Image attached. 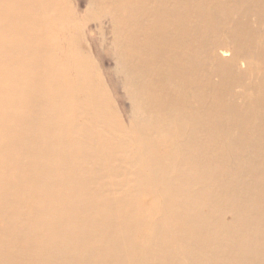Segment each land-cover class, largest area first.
I'll list each match as a JSON object with an SVG mask.
<instances>
[{"label":"rangeland","instance_id":"obj_1","mask_svg":"<svg viewBox=\"0 0 264 264\" xmlns=\"http://www.w3.org/2000/svg\"><path fill=\"white\" fill-rule=\"evenodd\" d=\"M7 1H8L7 3H0V31H2V33L5 34L4 36H2L3 43L0 44V46H1L0 47L1 48L0 51H3V57H4L2 63L0 62L1 63L0 64V87H1L0 88V186L2 184H5V187L4 188L0 187V194L8 195L13 200H11V202L9 204H7V206H5V208L2 209V212H0V223L6 225V228H8L9 229V232L11 233V234H9L8 231H7L6 234L0 233V253H2V254H0V257H3L5 255L4 256L5 258L8 257V259L6 261L11 260L12 262H16V261H13L14 258H15L12 255V251L14 250L13 247L22 246L25 249V253H26V255H22L19 258L21 260L22 264H24V263L26 264L28 262H29L28 264H35L36 257H39V259H41L40 260V263L42 262L41 264H43V263L48 264V263H50V261L52 262V260H53V262L50 263V264H57V262H59V260L61 262V261L64 260V258L68 257V256H66V254L68 255L70 253V251H71V255L69 254V258L70 259L69 258H66L65 259L66 261L65 260L63 261L64 264H69V263L70 264H73L75 261L76 262L78 261L75 264H79V262H82V261L83 262L80 263V264H87V263L88 264H100V263L101 264H115L114 263L115 257H112L111 258L110 257V254L108 252V250L110 249V245L111 244H114L113 241H111V239L114 238V242L115 241L117 242V244L115 242L114 245H117L116 247H118V249H121V253H125V254L127 253L128 254V260L130 261V262H128V264H142V263H145V261H151L150 258L153 256L152 255L153 252H156L158 249H164V247H165V249H169V246L172 245V244H174L175 243V240H176V243L174 244V246L172 245L175 248L174 249V252L176 250L178 257L180 258L179 261H180L181 264H188V263H191L190 261H192L191 259H192V256L194 255V254L193 255H190L192 253H189L187 251L189 249V246L191 245L192 241L194 240L193 237L196 236V234L197 233H200V232H201V236L203 237L204 234H205V232H206L207 236L205 234V237H203V240H201L203 242H205L204 239H206V237L208 239L210 238L209 240L206 239L207 242H211L212 235H213V237L215 239H216V237H218L219 239L220 238H222V239H220L219 241L217 239V241H216L213 238L214 239V240L212 239L213 242L207 243V244H209V245H207V247H209V249L208 248L207 249L205 248V253H203V252L198 253L199 254L198 257L201 256V254L203 253L202 256H205L204 258L207 261L206 264H216L217 261H220V260H217V257H215V260L216 261H214V262H212L208 258V256L210 255V252L213 250V248L216 249L219 246L218 247V251L219 252H220V250H221L222 253L225 251L222 254V255H225L226 254L225 256H222V255L220 256V254H217V255L220 256V258H222L221 260H223V261H229L227 259V258H229V255L226 252L230 253V251L232 249H234L233 251L235 253H231L230 254L231 257H234L233 259L230 257L232 259V261H233V260H236V259H238L240 257H242V259H245L244 256L246 254L245 253L242 254L243 253L242 251L246 250V247H241V248H238V247L237 248H234V247L236 245H238V244H243L244 242L245 243H248V242H246V239H247V241L250 240V238H252L253 235L256 234V232H257V234H256V237L255 238H257V239H255V241H258V242H256V243H258V246L261 244L259 242H262V243L264 242V241H261L262 239L261 240L259 239V238H261V236L259 234L260 233L259 230H261V229L264 230V220L262 222L263 226L260 225V229L259 230L258 229L257 230L255 229V232L253 231L254 233H250L249 234V232H247V231H246L247 232L246 233L243 230L241 232V230L239 231L237 229L238 226H239L238 224H240L238 222L235 223V221H234V217L235 216L237 217V212L234 210V213L236 214L234 216H233V213L231 214V212H228L229 210H231L230 209V206L232 207L234 204L235 205H238L241 202V200L243 201V198L244 197L242 196V198H239L241 196H238V195H239V193H241L240 195H243L244 194L242 191L245 190L244 189L245 186H249V184L251 186V184H252L251 182H253L252 175H254L255 173H257L258 176L260 177V180L262 179L261 180V184L262 185L264 184V171L262 170V169H264V161H263L264 160L263 159L264 158L263 157L264 154L262 152L264 146L258 147V146H255L253 144V142H249V143L247 142V141H249L251 139L250 137L254 133L253 129L256 127V124H257V120H255V117L253 119H251L247 123V125H245V126H240V124H238V127H237L236 126L237 123H234V124L231 123V127L230 126L228 127L227 125L228 124L230 125V122L224 120L223 122L217 121V122H214L213 123L212 122L213 121V116H209L207 114H204L203 115L204 117L202 119L206 123H209L210 127L207 130H205V132L203 131L202 134H201V140H203V145H201L202 148L200 149V151H202V152L198 153L195 156L196 158H194V161H193L194 162V165H192L193 163H189L187 165L188 162L187 161H183L182 157L179 156L180 153L177 154V155L174 153L175 150L177 151L176 148H179V146L177 147V145H175V143H174V145H173V143H170V144L168 143L167 144V143H164V142L159 141L157 139V137L149 136L150 138L147 139L148 141H146L147 146L146 145L145 146L147 148H149L150 145L152 147L154 146L152 149H155L156 151L155 150H152L151 147H150L151 152H149V158L151 160L149 159V163H148L147 162L148 161V156H146L147 158L145 156H143V155L141 157L140 156H136V154H137L136 146H137V143L141 142L142 138L144 139L145 135L148 134V132L150 130H152V129L148 128V129H146V130L143 131V129L145 128V123L147 121H149V122L152 121V118H155V114L152 116L153 113H150V111H149V107H148V102L149 101H148L147 95L145 94V92H141L140 91V88L142 90H144V91L146 90L144 88V86L146 85V83L143 82L141 79H139V76L140 75H138V76H135V77L133 76V77L138 82L139 86L136 87V84L133 83L131 80H130V83L128 85V83H127L129 81V80L127 81V77H128V72L127 71L128 70H125L126 69L125 68V64H127V62H126L125 58L123 56H121L120 54H113V51H115L117 49V45L118 44H119V46L121 44L122 47L125 46V42L124 41H125V39H127V34L125 33L124 30H121L117 26H116L115 29L113 28L112 23L110 21L111 20L110 17H114V15L108 13V11H107V9H106L105 6H103L104 7V10H103V8L100 9L101 6L99 4H98V6H95L93 4V1L91 2V0H79V2H78V0H43V2L47 3L50 7H52L54 11H58L59 13H61V16H59V17L57 15H55V13H53V15L51 16L52 19H55V21L54 20H51V21H53L52 24H51L52 25V31L49 33V35L47 37V43L49 45H51V48H49L47 51H45V50H43L44 49V45L46 44V42H44L45 40L37 41L34 44H32L31 47L30 46H24L23 47L22 45H20V43L25 44V41H24V39L19 40V38H18V42H19L18 43V46L13 45V43H10V44L7 43V41L9 40V38H13V36L14 35L16 36L18 32H20V31L23 32L24 29L28 28V26H27L28 24H27V21L25 20L24 14L21 15V17H20V15H17L16 14V10L11 5V0H7ZM39 1H41V0H39ZM212 1H214V2H212ZM212 1L211 0L210 1L209 0H200V2H201L200 5H201V7H203L204 4H207V8L209 10V13H210L212 4L216 3L217 5H219V7L222 8V10H223V16H222L223 20H221V18H220L218 21L221 20V22H223V23H220V24L215 25V26H208V28L203 31V34H204V37H205V41L206 42H210L212 40V37H215V39L216 40H219V41H227L228 40V42H229V41H231V39L233 40V38L237 36V34H235V31L237 29L236 28L237 27V24L236 23H237V21L238 22L240 21V23L241 22H245V23L248 24V26H246V25H243L242 26V28L244 30L246 29V31H245L246 33L244 34V32H243V34H244V37L242 38L243 42H246L247 44L248 43H251L252 45L257 46L256 48L261 47L262 48V51H264V45H262V44H264V39L261 38V37L264 36V22H263L264 21V15H263V13H264V10H263V8H264V0H212ZM141 2H142V0L140 1V3ZM140 3H138L137 5H134V4H130V5L132 6V9L134 11H141L140 8L138 7V5ZM243 4H244V6H242ZM231 6H233L234 8L232 9ZM114 8H115L114 12H116V13H119L120 12L119 11V8H120L119 6H116ZM260 9H261V11H260ZM121 10H122V12L124 14H131L130 11H129V9L125 5H124V9L121 8ZM246 10H248V11H246ZM233 11H235L234 12L235 14L233 13ZM244 12H245V15H244ZM36 13L37 14H35V17L38 18V19L40 18L41 19V23H43V20L45 19V17H44V14L45 13L43 12V10L37 11ZM203 15H205V13L204 14H201V17ZM218 15L221 16V14H218ZM210 16L212 17L213 15L210 13ZM19 17H20V19H19V22H18V24L16 26H11L10 29L9 28L8 29L6 28L7 30L4 29L5 28L4 26L7 25V22L8 21H12L13 22V20H15L16 18H19ZM258 17H260V18H258ZM260 19H262V20H260ZM230 21H231L232 25H231ZM259 21H261V23ZM226 28H227V30H225ZM115 30L117 31L118 36H121L123 38V40H124V41H120L118 44L116 43V41L114 39V34L113 33H114ZM255 30H256L257 33L256 32L254 33ZM258 30H260V31H258ZM223 33L225 35H223ZM24 34H26L27 38H29V34L30 33L28 31H25ZM257 34H258V36H257ZM129 37H131V36H129ZM58 39L61 42H59ZM256 40H257V42H255ZM42 42L44 44L41 47V43ZM207 47H208V45L205 46V47H203V51L204 52H207L208 51V48ZM193 49H194V46H193ZM230 50L231 49H227L228 56L227 57H224L226 60H229L230 57H233L232 51H230ZM16 51H20V52H22V51H31L34 54V59L31 60V61H29V62H24V61L21 60V58L18 59L17 57H15L16 59H13V62L14 61H17V62L14 65H13V63L11 65H10V63L6 65L5 64V60H6V62L8 60L9 61L12 60V58L10 56H8V55L9 54H13ZM238 53H239V56L235 59L236 61H234V65H235V68L238 69L237 71H239L238 74H240V76H235V77H233V76H225V82L224 83H221L220 80H219L220 78L218 77L219 74H218L217 70L215 69L214 64L211 63V61L208 59V58H210L208 55H207V59H206V66L208 68L206 75H208V78H209V80L207 79V81H210V83L212 84L211 86L209 85L210 87L208 86L209 94H211V93H212L211 95H213V94H217L218 95L219 94L220 97L222 98V101L223 102H232V101H235L236 103H238L239 105H241L244 102V100L241 97V95L242 94L247 95L249 93L252 94V90L248 89L247 86L250 85L252 82L255 83V81H257L256 78L258 76L263 77V80H264V66L262 64V60L260 59L261 54L259 52L256 51V53H255L254 51H251L249 54H246L245 49H244V51L241 50V51H238ZM262 53L264 54V52H262ZM207 54H208V52H207ZM245 57H247V62H249V66L251 68L244 66V62L245 61L243 59ZM118 59L121 60V63L118 62ZM99 62H100V64H99ZM4 64H5V66H4ZM72 64H73V66H72ZM51 65L53 67L55 66L56 69L53 68V67L51 68ZM89 70H91V71H89ZM208 70H209V72H208ZM54 72H55V74H54ZM134 74H136V73H133V75ZM131 75L132 74L129 75V78H130ZM84 77H86V78H84ZM52 78H53V80H52ZM68 78H69V80H68ZM73 78H74V80H73ZM110 78H112V79H110ZM70 81H71L72 84L70 83ZM53 83H54V85H53ZM63 83H64V86H63ZM86 83H90L91 86H85ZM109 83H110V85L111 84L112 85L114 84V85L113 86L112 85L110 86ZM215 84H216V86H215ZM76 87L77 88L79 87L78 88L79 91L77 90ZM85 87H89V89H91V93L93 95V99H92V100H94V102H93L94 114L93 115H96L97 116V114L99 113L98 116L100 117L101 112H103V111H106L107 112L108 110H109L108 113L110 112L109 113L110 116H109V114H107L109 116V120H108L109 121V124H107V125L106 124H103V123H99L100 125L97 124L93 128V130L91 131L92 135L90 134V131H88L89 134H90V137L87 134L88 132L85 131L86 129L84 127L85 126H87V127L90 126V122H93V117H91L93 115L91 113H86V112L83 113L82 112V115H81L82 118L80 120H78L76 118V116H75L76 113H77L76 108L81 107V105H82V107H84L85 106V103L87 101L86 93L83 91V89ZM239 88H240V90L238 91ZM49 91H50V93H49ZM77 91H78V93H77ZM179 91H183V89L180 88ZM19 93L21 94V96H20ZM83 95L85 97H83ZM56 97H57V99H56ZM72 97H73L74 101H72ZM231 97H233V98H231ZM45 98H46V100H45ZM228 98H229V100H228ZM182 99H179V102L184 101ZM238 99H239L240 102L237 101ZM188 100L190 101L189 98H188ZM79 102H80V104H79ZM204 102L206 104L204 107H206V108H208L210 104H214V103H212L213 101H210V100H206ZM94 104L97 106L98 111H97V109H96V107H95ZM106 105L108 106V108H107ZM13 106H15V107H13ZM158 106H160V105H158ZM103 107H105V109ZM15 108H17V109H15ZM102 108H103V110H102ZM152 108H155V107L153 106ZM63 109H64V111H63ZM142 109L144 111H146V112H144ZM56 110H58L59 112L56 111ZM28 111H30V112H28ZM43 112H44L45 115H43ZM83 114H85V115H83ZM37 116H39V118H40L39 120L41 122L38 120ZM28 117H30L31 120ZM149 117H150V120H149ZM6 121H8V122H6ZM9 121H10V123H9ZM51 121H53V122H51ZM81 121H84V123H88L89 125L86 124L85 126L82 127V125H81L82 122ZM112 121L115 122L116 124L113 123ZM251 122H252V124H251ZM254 123H256V124H254ZM30 125H31L32 128L30 127ZM57 125H58V127H57ZM66 125L68 126L67 127L68 130L66 128ZM76 125L78 126V128H77ZM115 125L116 126L118 125L117 127H119V128H117ZM217 125H218V127H217ZM219 125L220 126L223 125V126L219 128ZM233 126L234 127L236 126V127L234 128ZM25 127H27L28 129L25 128ZM35 127H36V129H35ZM130 127H132L131 128L132 130L130 129ZM247 127H249L248 128L249 131L247 130ZM15 128H16V130H15ZM70 128H72V130ZM133 128H135L136 130L133 129ZM226 128H227L228 131L225 130ZM99 129H101V130H99ZM159 129L160 130L163 129L162 131H164L165 130L164 129V125L160 126ZM44 130H46V131H44ZM60 130H61V132L59 133ZM112 130H113V133H112ZM120 130H121V133H119ZM123 130H125L127 132H124ZM156 130H158V129H156ZM244 130H246V131H244ZM27 131H29V132H27ZM38 131L41 134H39ZM57 131H58V133H57ZM95 131H96V133L94 134ZM230 131H232V132H230ZM12 132H13V134H12ZM31 132H32V134H31ZM66 132H67V134H66ZM83 132H85V133H83ZM108 132L110 133L111 137L108 138V141H110V142L107 141V143H106V142H103V140H101V136L100 135H101V133H102V135L105 133V135L108 136ZM62 133H63V135H62ZM226 133H228V134H226ZM96 134L97 135L99 134V135L97 136ZM232 134H234V136ZM245 134H247V135H245ZM11 135H13V136H11ZM59 135H60L61 139H60ZM73 135H75L74 137L77 136L78 138H74ZM105 135H103V136H105ZM119 135H121V136H119ZM226 135H228V137ZM24 136L26 138H28L29 136H31V137L28 138V139H31V143L29 142L30 140L28 141V139H26ZM35 136L37 137V139H35ZM79 136H80V139H79ZM125 136H126V138H125ZM163 136H165L163 138V140H165L166 139V136H167V133H165V131H164ZM230 136H232V137H230ZM63 137H65L64 138V141H63ZM118 137H120V138L117 139ZM121 137L124 138L125 140H123ZM206 137H207V139H206ZM235 137H237V139H236L237 141L234 140ZM41 138H42V140H41ZM66 138H67V140H66ZM114 138H116V139H114ZM138 138H140L141 140L140 139L138 140ZM224 138L226 139V141H223ZM245 138H247L246 139L247 141L244 140ZM32 139H34V140H32ZM51 139H52V141H51ZM83 139H84V141L85 140H87V141L84 142V141H82ZM239 139L240 140L242 139L244 141L243 144L247 142L246 144H248V146L247 145L246 146L245 145L241 146L242 143L239 142ZM70 140L73 141V142H71ZM32 141L34 142V147H35L36 154H39L38 157L35 154L34 155L35 158L33 157V154H32L33 152H31L32 151V148H33L32 147V145H33V142ZM78 141H79L80 144L78 143ZM89 141L92 142L93 144L92 143L91 144H88ZM95 141L97 143L96 146H95ZM101 141H102V143H101ZM114 141H116V142H114ZM227 141H229V142H227ZM5 142H6V144H5ZM17 142H20V146L21 145L23 146L25 144L24 145L25 146L24 150H26L25 151L26 153L21 150L22 152L20 153V157H19V155H16L15 152H14L15 150H17V148H19L17 146L19 143H17ZM69 142H71V143H69ZM111 142H113V143H111ZM218 142H219V144H218ZM235 142H236V145L238 143V146H237L238 148L241 146V148H239V149L237 148L238 150L236 149L237 152L235 151V148H236ZM60 143H61V145H60ZM163 143H164V145H163ZM208 143L210 144V147H209ZM69 144L72 145L73 147L70 146ZM74 144H75V146H74ZM14 145H15V147H14ZM37 145H40V147H39L40 149L38 148ZM56 145L58 146V150L56 148ZM108 145H110V146L108 147ZM124 145H125V147H123ZM28 146L31 147V148H29ZM44 146L47 147V148H45ZM76 146H77V148H76ZM84 146H86V147H84ZM168 146H171V147H173V146L175 147L176 146V148H174V147L171 148V147H168ZM41 147H43V148L41 149ZM103 147H105V148L103 149ZM113 147H114V149H113ZM157 147H158V149H157ZM163 147H164V149H163ZM252 147H256V148L254 149ZM36 148H38L37 151L41 152L42 156H41V154L39 152L36 151ZM52 148H54V149L52 150ZM78 148H79L80 152H79V150H77ZM165 148H166V151L168 149L169 150L171 149V151L174 153V156L173 157H170L168 159L166 157V155H165L168 151L166 152L165 151ZM246 148H248V149H246ZM249 148H252V149H249ZM5 149H7V150H5ZM29 149H30V151H28ZM46 149H47V151H46ZM83 149L84 150L86 149V150L84 151ZM159 149H160V151H159ZM161 149H163V152L161 151ZM244 149H245V152H244ZM253 149H254L255 152L253 151ZM256 149H258L259 151L256 150ZM101 150H102L103 154L101 153ZM106 150H108V151L110 150V151L108 152ZM6 151H7V154H6L7 157L5 156ZM43 151L46 153V154L44 153L46 156L43 154ZM52 151H55V152L53 153ZM60 151H62L63 153L62 152L60 153ZM88 151H90L89 153L92 152L91 153V156L92 155H94V156L90 157L89 156V153H87ZM158 151H159L160 154L158 153ZM219 151H221V152H219ZM250 151L251 152L253 151L254 154H252L253 152L251 153ZM256 151H258L257 154H256ZM96 152H98V153H96ZM239 152L240 153L242 152L241 153L242 155L239 154ZM29 153L32 156V157L30 156L32 159L29 157ZM81 153H83L82 154L83 156L80 155ZM126 153H127V155H126ZM129 153H130V156L128 155ZM150 153H151L152 156H150ZM210 154H211V156H209ZM234 154H238V155H234ZM251 154L253 155V158L254 159L249 157V156L252 157ZM47 155H48V157H47ZM52 155L54 156L53 157L54 159H51L52 158ZM55 155H56V157H55ZM79 155L81 156V158H80ZM97 155H99L98 156L99 158L96 157ZM101 155L104 157V159L102 158ZM116 155H118V156H116ZM158 155H159V158H158ZM203 155H205L204 159H203ZM207 155L209 156L208 159L209 160L210 159H213L214 163H212L211 160L210 161L208 160L209 162L207 161ZM213 155L216 156V157L214 158ZM257 155H260V156H257ZM72 156H73L74 160H73ZM175 156H176V159H175ZM238 156H240V157L238 158ZM117 157H118V159H116ZM133 157H137V159L134 158V160H133L134 163L132 162V158ZM144 157L146 158V160H144V161L147 162L146 163L147 165L150 164V163L152 164L153 163L152 162V159H154L155 157H157L159 159L157 161L160 163L159 164L160 166L158 165L156 167H153L152 169H151V165H149V167L144 166L145 162L141 164V161H142L141 158L142 159H145ZM217 157H218V159L220 158L219 159L220 161H218ZM223 157H224V159H226L225 161L222 159ZM247 157L250 158L251 160L248 159ZM7 158H8V160H7ZM47 158H48V160H47ZM58 158L61 161H63V162H61ZM85 158L88 159V162L89 163H87V160ZM121 158H124L127 161V163H125L126 161L124 159H121ZM24 159H25V165L27 164V167L25 168V170L23 168L24 171L22 169L18 170L17 169V165L21 164V162ZM78 159H80V160H78ZM30 160L31 161L34 160L36 162L35 164H38V165L42 163V165H43L42 171L44 173L42 171H39V172H40V174L42 173L43 177H42V175L40 176L39 172H37L38 165L35 166L36 168L33 169L34 171H29L30 169L27 170V168H30L31 164H33V163L30 162ZM46 160H47L48 163H50L49 165H50V168H52V171L53 172L54 171H57L55 174L51 171V169H50L51 172L49 171V165L46 162ZM50 160L54 163V165H53L52 162H50ZM54 160H55V162H54ZM64 160H66L68 164ZM85 160H86V162H85ZM91 160H92V162H91ZM243 160H244V162H243ZM256 160H258V161L256 162ZM94 161H95V163H94ZM160 161H162V162H160ZM165 161L166 162L168 161L167 162V165L165 164ZM203 161L204 162L206 161L205 163L206 164L209 163V164L208 165H203L204 164ZM226 161H227V163H226ZM235 161H236V163H235ZM239 161L241 162L242 165H239L240 163L238 164ZM247 161L250 164V166H252V164H253V166L252 167H250V166L248 167L249 164L247 163ZM259 161H261V162H259ZM59 162L61 163V165L58 166V167H56L57 166L56 164L59 163ZM84 162H85V164L83 165ZM96 162H99V163L96 164ZM104 162L105 163H108L109 162V163L108 164H105ZM255 162H256V164H255ZM51 163H52V166H51ZM76 163H77V166H76ZM91 163L92 164L94 163L93 165H95L96 167H94L93 165H91ZM119 163H121V164L123 163L124 164V168L122 166L123 164L122 165L121 164L119 165ZM173 163H175V164H173ZM179 163H181V164H179ZM182 163H185L184 164L185 166ZM259 163H262L263 164L262 168H261V165L262 164L259 165ZM89 164L91 165V168H89L90 167ZM169 164H170V166H168ZM171 164H172L173 167H171ZM222 164L224 165L223 167H225V168L221 167ZM73 165H75V167H73ZM80 165H81V167H80ZM106 165H107V168L104 169L103 166H106ZM182 165L184 167V169L182 168L183 170L181 169ZM216 165L219 166V167H214ZM97 166L100 169H98ZM125 166H127V169H126ZM139 166H142L141 167L142 170L140 169ZM174 166H175V168H174ZM204 166H205V168H204ZM206 166H207L208 170L203 171L204 169H207ZM54 167H56V169H54ZM61 167H62V173L60 172L61 171ZM113 167L116 170L115 172L117 174L119 173L120 175L119 174L118 175H115V172H114ZM115 167H117V168H115ZM162 167H163V169H165V168L168 167V169L170 171L168 169H165L166 170V172H165V170L161 169ZM178 167H180L179 169H181L182 171L181 170H178ZM220 167H221V169H220ZM227 167H229V169H227ZM245 167H247V168H245ZM257 167H259V168H257ZM45 168L47 169V171H46ZM77 168H79V169H77ZM148 168H150V170H148ZM188 168H189V170H188ZM195 168H196V170H194ZM201 168H202V170H201ZM112 169H113V171H111ZM119 169H121V170L119 171ZM155 169H157V170H155ZM172 169H173V171H171ZM218 169H220V173L221 174L219 173ZM240 169H241V171H240ZM250 169H251V171H248ZM77 170H78V172L76 174V171ZM105 170H108V171H105ZM162 170L164 171V173H163ZM256 170H257V172H256ZM92 171H94V172H92ZM98 171H99V173H97ZM103 171H105L107 173L105 175H103ZM123 171H125V172H123ZM132 171H134V172H132ZM141 171H142V175L143 176L145 175L144 177L143 176L139 177V176L136 175L137 172H138L137 173L138 175L141 174ZM146 171L148 172V174L146 173ZM180 171L183 172V173H181ZM243 171H244V173H243ZM245 171H247V172H245ZM73 172H75L74 175H76L77 177H75L74 175H72ZM101 172H102V175H101ZM108 172H110V175H108L109 174ZM121 172H122V174H121ZM144 172H145V174H144ZM154 172L159 173V176L160 177H158V174H156V173L154 174ZM259 172L261 174H259ZM37 173H38V175H37ZM49 173H52V174L50 175ZM58 173H59V175H58ZM60 173H61V175H60ZM78 173H80V174H78ZM95 173H97V175L100 176V177H98ZM111 173H113V174H111ZM186 173H187L188 177H186L187 176ZM236 173H238V174H236ZM163 174L164 175L165 174L168 175V177L167 176L164 177ZM44 175L47 177V179H46V177L44 178ZM55 175H56V179H55ZM216 175L217 176L219 175V177H217ZM231 175L233 176L232 179L235 180L234 182H233V180L230 177ZM237 175H238V177H237ZM109 176H111V178ZM122 176H123V178H122ZM132 176H133V178H132ZM175 176H177V177H175ZM178 176H179V178H178ZM28 177H29V179H28ZM51 177L53 178V180L51 181V183L50 182L48 183V180L49 179L50 180L52 179ZM67 177H68V180H66L67 181V184L65 183L67 185V187L64 188V189H61L59 187L60 186L59 185L60 180H63V179L65 180ZM71 177H73V178H71ZM119 177H121V178H119ZM204 177H205V179H204ZM211 177H212V179L215 178L217 181L220 180L219 181L220 184L226 185V187H228L227 184H229V185H233L234 183H235L234 185H237L238 184L237 186H234V188H235V189L233 188L234 191H232V190L231 191H227L228 193H226V194L220 193L222 191L219 192V195H220L219 196V200L221 201V199H222L221 202L227 207L226 208L227 209V213H226V209H224L223 211H221L220 213H218L219 215L218 214L216 215L215 214V211L211 210L208 207V204H205L206 202H208L206 200L207 199L206 196L209 195L212 192V190L209 189V186L206 184V180L211 179ZM78 178H79V180H78ZM149 178H150V180H149ZM171 178H172V180H171ZM176 178H177V180H175ZM222 178H224V179H222ZM243 178L245 179V182L247 184L244 181L241 182L242 180H244ZM119 179L120 180L122 179V180L120 181ZM165 179H167V180L165 181ZM168 179L170 180V182H169ZM248 179H251V181L248 180ZM28 180H30L32 182L30 183V182H28ZM73 180L75 182H73V183L70 182V181H73ZM142 180L145 181V182H142ZM159 180H161V181L159 182ZM223 180H225V181H223ZM45 181H47L46 184H45ZM148 181L149 182L151 181L150 184H149ZM167 181H168V183H167ZM193 181H195V182H193ZM85 182H86V185H85ZM97 182H99V183H97ZM146 182H148V183H146ZM181 182H186V187H185V183L181 184ZM191 182H192V184H191ZM221 182H224V183H221ZM225 182L226 183L228 182V183L226 184ZM236 182H239V183H236ZM39 183H40V185H39ZM101 183H102V185H101ZM189 183H190L191 186L189 185ZM36 184L38 185V187H37ZM41 184H43L42 187L44 189L42 187H40ZM51 184L52 185L54 184L53 185V188H52V185ZM144 184H147V185H144ZM154 184H156L157 186L154 185ZM241 184H242V186H240ZM23 185H24V187H23ZM33 185H35V187ZM44 185H46V187ZM84 186L85 187L87 186V188H85ZM147 186H149L150 188L149 187L147 188ZM160 186H162L163 188L162 189L159 188ZM253 186L254 185H252L251 188H253ZM74 187L75 188H79L80 187V188H79V190H76V192H75V191L72 190V189H74ZM102 187L104 188V190H103ZM123 187H124V189H120V188H123ZM191 187H192V189H191ZM7 188H9V189H7ZM35 188H36V190H35ZM50 188H52V189H50ZM70 188H72V189L70 190ZM241 188H242V190H241ZM58 189H60V190L58 191ZM65 189H66V191H64ZM158 189H159L160 193H159ZM163 189H165V190H163ZM167 189H169V190L167 191ZM184 189H187V190H184ZM26 190L29 191V192L27 193ZM44 190H46V192H44ZM50 190H51V192H50ZM128 190H129V192H127ZM147 190H148V192H147ZM149 190H150V193H149ZM162 190L164 191V193H163ZM179 190H181V191H179ZM183 190L186 191V192H184ZM240 190H241V192H240ZM53 191H55V192H53ZM78 191H80V192H78ZM169 191H171V192H169ZM65 192L67 193V196L68 197L66 196V193ZM146 192H147V194H146ZM151 192H153L155 195L153 193L151 195ZM189 192H190V195H188ZM229 192H230V195H228ZM55 193H56L57 196L55 195ZM57 193H59V194H57ZM144 193H145V195H143ZM165 193H167V194L165 195ZM180 193H182L181 194L182 197L180 196ZM26 194L28 195L29 200H28ZM72 194H74V195H72ZM84 194H85V196H84ZM36 195H37V197H36ZM87 195L90 198H88ZM158 195H159V197H158ZM170 195H171V197H174V198L176 197V198L175 199L170 198ZM24 196H26V197L23 198ZM44 196H45V198H44ZM47 196L50 199H48ZM69 196L71 197V199H69ZM143 196H144V199H143ZM156 196H157V199H158L157 201H156V198H155ZM51 197H52V199H54L56 201L52 200ZM74 197H76V198H74ZM115 197H116V199H115ZM162 197H164V198H162ZM184 197H186V199ZM200 197L202 199L204 197L203 203L206 205V207L202 203V199ZM220 197H221V199H220ZM236 197H238V198H236ZM1 198L2 197H0V199ZM33 198H34V200H33ZM152 198H154V200L156 202H154V200ZM181 198H182V200L184 199L186 201L185 202H184V200L183 201H180ZM223 198H225V199H223ZM47 199H48V202H47ZM91 199L92 200L93 199H96V200L94 202V201H91ZM149 199H150V202H149ZM195 199H196V201H195ZM17 200H19V201H17ZM70 200H74V203H73V201H70ZM120 200H124V201H120ZM141 200H142V202H141ZM164 200H165V202H164ZM204 200H205V202H204ZM235 200L237 201V203H236ZM37 201H38V203H36ZM178 201L181 202V205L179 204L180 202H178ZM200 201H201V204H199ZM59 202L61 204L62 210L60 208V204H58ZM71 202H72V204H71ZM92 202H94L95 204L92 203ZM109 202L111 203V205H112V203H113V205L115 203V205L114 206L112 205V208H110L111 205H109ZM152 202H154V203H152ZM168 202L169 203L171 202L170 205H169ZM182 202H184V203H182ZM196 202H198V203H196ZM227 202H228V204H227ZM44 203H46L47 206H45ZM82 203H84V204H82ZM85 203H86V205H85ZM96 203L98 205H96ZM151 203H152V205L153 204H155V205H153L152 207H150L151 206ZM157 203L159 204L158 212H157V210L154 211V209L158 208V204ZM62 204H64L63 207H62ZM67 204H69V206ZM75 204H78V205H75ZM92 204H93V206H92ZM101 204H102V206L100 207ZM140 204H141V207H139ZM147 204H148V206H147ZM160 204H161V206H160ZM182 204H183V206L185 204V206H184L185 209H183ZM192 204L194 206H192ZM52 205H54V206H52ZM173 205H174V207H173ZM203 205H204V207H203ZM28 206L32 207L33 210H35V211L37 210V211L36 212L33 211L32 208H30ZM90 206H92V207H90ZM104 206H106V207H104ZM117 206L119 207V209H118ZM154 206H155V208H154ZM190 206L192 207V209H191ZM263 206H264V204H263ZM263 206L260 207L261 210L263 209L262 212H260L261 211L260 208H259V212L264 214V212H263L264 211V207ZM27 207L30 208V209L27 210ZM46 207L47 208L50 207L49 210ZM56 207H59L60 209L59 208H56ZM65 207L66 208L68 207L69 209H66ZM71 207H72V209H71ZM93 207L94 208L97 207V209L95 208L96 211H97V214L96 215L94 214V216L92 215L93 213H95V209ZM113 207H115V208H113ZM122 207H123V209H122ZM146 207H147V209L145 210ZM168 207L171 208V210L169 211V213L170 212L171 213L173 212L171 215L177 214V211H178V214L175 217L176 220L172 221L173 219L170 218L172 216H169V213H167V211H166V209H169ZM16 208H18V209L16 210ZM22 208H24V209H22ZM45 208H46V210H45ZM51 208H52V210H51ZM103 208L106 209V210H104ZM151 208H152V210H149ZM53 209L54 210L57 209L55 211L56 215H58L57 214L58 212L61 213V214L59 213L60 214V217H61V215L64 214L63 216H65L64 218L66 219V217L68 216L66 220L69 222V225H68V222L63 218V216L61 217L62 219L59 218L56 215H54L55 216L54 218H53V215H52V218H51L50 215L51 214H54V210ZM84 209L89 210V213L91 212L89 214L88 211H87L88 215H90L89 217L86 216L87 213H86V210H84ZM172 209H176V210H172ZM202 209H204L205 211L202 210ZM252 209H253V212L255 213L256 211L254 210L253 207H252ZM23 210L24 211H27V212L24 213ZM78 210L83 211V212H80ZM116 210H120V211H116ZM147 210H148V212H147ZM162 210H164V211H162ZM191 210H193V213L194 214L192 213ZM197 210H198V213H199L198 216L196 214L197 213ZM49 211H52V212L49 213ZM68 211H69V213H67ZM108 211H109L110 214H108ZM132 211H136L139 216L141 214L140 217L142 218V220H141V222L138 223L139 224L138 226H134L132 224V221H131L132 220V218H131V212ZM203 211L206 212V213H204V214H206L205 216L207 218L204 217L206 219H204V218L202 219V217L204 216ZM249 211L251 212L250 209H249ZM21 212H22V214H21ZM32 212H33V214L36 213V215H35L36 217L34 215L32 216ZM76 212L78 213V215L76 214ZM99 212H100L101 215L99 214ZM162 212L164 213L163 215H162ZM188 212H190L191 215ZM224 212H225V214H224ZM11 213H13L14 215L11 214ZM23 213H24V215H23ZM44 213L49 214V216L48 215H45L44 216ZM66 213H67V216H66ZM151 213H152V215H151ZM25 214H26V216H25ZM27 214H30L32 217H29L30 215H27ZM123 214H124V217H123ZM211 214H213V219H212L213 221L210 219L212 217ZM10 215H12V218H10L11 217ZM73 215H75V219L76 220L73 218L74 217ZM76 215H77V218H76ZM194 215H196L197 218L200 219V220H197L196 216H195V218H193ZM81 216H83L82 219L81 218L79 219L78 217H81ZM112 216H113V218H112ZM151 216H153L154 218L151 219ZM158 216H160L161 218L158 217ZM174 216H173V218H174ZM182 216H185L186 219L185 220L182 219ZM214 216H216L217 218H220V219H218V222H216V219L217 218L214 217ZM247 216H248V218H247ZM252 216H253V213H249L248 215H246L245 218H244L245 219V222L243 221L242 224H248L249 223L250 225H248V227L251 226V222L253 223L252 220L250 221V219H253ZM15 217L16 218H19V219H16ZM45 217H47L48 220ZM110 217H111V219H110ZM58 218H59V220H58ZM71 218L73 220H71ZM96 218H98V219H96ZM105 218H107V219H105ZM167 218L170 219V220H168ZM178 218H181V223H180V220ZM246 218L248 220H246ZM11 219H13V220H11ZM22 219H23L24 222L21 221ZM39 219H40V221H39ZM60 219L63 220L65 223L63 221H61ZM91 219H93V220H91ZM194 219L196 221L195 222V225L193 223L194 222ZM201 219L203 220L202 221L203 223L201 222ZM208 219L210 220V222L212 221V223L215 220V222L217 224L214 222L215 224L213 223L212 224V227H211L210 226L211 224H210V222H209ZM45 220H47L48 223ZM88 220L90 222L92 221L91 223L92 224H95V226H93L90 222H88ZM105 220L107 221V223H106ZM115 220L118 223L115 222ZM149 220H151V221L149 222ZM25 221H26L27 225L29 223H30V225L27 226L26 223H25ZM53 221H55V222H53ZM60 221H61V223H60ZM70 221L71 222L74 221L73 225H74L75 230H74V228L72 226V223ZM75 221L77 223H75ZM158 221H162V222L160 223ZM170 221H171V223H170ZM41 222H43V223H41ZM44 222L47 223V225ZM49 222L50 223H53V225L51 224V226H50V223ZM155 222L156 223H159L160 225L162 224L160 226V228L157 227V226H159V224L156 225ZM40 223L43 224V226ZM126 223H127V225H126ZM165 223H166V225H165ZM189 223H191L192 225H189ZM205 223H206V225H205ZM229 223H231V225H229ZM184 224H185V226H184L185 228L181 227L182 228V230H181V228L179 226H183ZM201 224H203L202 226L205 228V229L203 228L205 230L204 233L202 232L204 230H201V228H202ZM220 224L221 225H228L229 227H234V225H235V228L236 229L234 230V232H232L230 234H220L221 231L220 232L219 231H216V229H217L216 226H218ZM8 225H9L10 228L7 227ZM154 225L156 226V228L154 227ZM170 225H172V226L169 227ZM193 225L196 226L198 228V230ZM102 226L104 227L103 229L101 228ZM117 226H118V228H117ZM120 226L122 228H120ZM189 226H190V228L192 230L189 228ZM191 226H193V228H196L195 229V235H194V232H193L194 229ZM199 226H201V228H199ZM213 226L215 227V229H214ZM24 227L25 228L27 227V231H26L27 233L30 231L29 233L31 235H35V237H37V239H34V236H31L29 233L27 234L24 231V230H26ZM28 227L30 228V230L28 229ZM41 227H43V228H41ZM52 227H53V229H52ZM105 227H107V228L105 229ZM172 227H174V230L175 231H176L177 228H180V230L178 229L177 231H179V232L181 231L180 236H181V240L184 243L185 242L187 243L189 241V239L191 238L190 241H189L190 242V245H188L186 243L184 245V243L182 242V247H181L180 246L181 245V242H180L181 240L179 239L180 236L178 235V232L175 233V232H172V230H170V228H172ZM11 228L13 230H11ZM77 228H78V230H76ZM153 228H155V231L158 228L157 229V232L154 231L152 233V231H153L152 229ZM46 229H48V230H46ZM65 229H67V230H65ZM81 229L83 230V232H81ZM87 229H90L91 231L90 230L88 231ZM108 229H109V232H108ZM113 229H114V231H113ZM210 229L211 230L214 229V230L211 231ZM18 230H20L21 232L18 231ZM101 230H102V233H101ZM117 230L120 231V232H118ZM131 230H133V231L135 230V231L134 232L132 231L133 232L132 233ZM190 230L192 232H190ZM208 230L210 231V234L212 233L211 236H210V234L208 235V233H209ZM22 231L25 232V233H23ZM77 231H78V233H77ZM116 231L119 234L116 233ZM182 231H184V233L186 232V234L183 235V232ZM214 231L217 232V233H219L221 235V237H219L218 234H216L217 235L216 236L214 234L215 233ZM12 232H14V233H12ZM19 232L21 234H23V235L19 234ZM79 232L82 233V234L84 233L83 236H81V234ZM92 232H94V234H96V236ZM160 232H161V234H163V236L160 234ZM16 233H17L18 236L20 235V238L24 237L25 234H26V236L24 238L25 241L23 239L24 242H19L18 240H20V239H18V237H17V240L14 239L17 236ZM61 233L64 234V235H62ZM89 233H91V234H89ZM124 233H126V234H124ZM127 233H129V237L130 238L128 237L127 240L126 239H123L122 238V235L126 236ZM158 233L160 234V239L158 238V236H159V235H157ZM49 234H51V236ZM52 234H53V236H52ZM71 234H72V236H71ZM75 234L76 235H79V236L76 237L77 240L74 237ZM169 234H170V236H172L171 238H170ZM174 234H175V236H174ZM190 234H192L194 236H190ZM236 234H238V235L236 236ZM247 234H249L250 236L247 235ZM8 235H11V236L7 237ZM54 235L56 236V238H54L55 237ZM93 235L95 236V238H94ZM136 235H137V237H136ZM155 235H157V236H155ZM185 235L187 237H189V239ZM12 236H13V238H12ZM30 236H31V238H30ZM92 236H93V238H92ZM208 236H210V237H208ZM233 236H236L237 238L236 237H233ZM10 237H11V240L13 242L11 240L9 241L8 238H10ZM40 237H41V240H40ZM89 237H91L92 240H90ZM131 237L133 239H131ZM140 237H142L143 239L140 238ZM162 237L164 239H162ZM82 238H84V239H82ZM238 238H239V240H238ZM186 239H187V241H185ZM231 239H232V241H231ZM57 240H59V241H57ZM81 240H83V241H81ZM122 240H124L125 242L123 241V243H122ZM131 240H132V242H131ZM166 240L169 241V244H168V242ZM196 240H198V239H196ZM240 240H242V242ZM14 241H17L16 243H18V244H16ZM92 241L93 242L95 241V243H92ZM67 242H68V244H71V245H68L67 246ZM82 242H83V244H81ZM232 242H234V245L235 246H233V243ZM12 243H14V244H12ZM19 243H21V244H19ZM36 243H38V244L41 243L40 244V248L42 247L43 249L42 248L41 249L40 248L37 249L38 248V244H36ZM87 243H89V244H87ZM138 243L139 244L141 243V244L139 245ZM148 243H149V245H148ZM215 243H217V244H215ZM45 244L46 245L48 244L47 247L45 246ZM60 244L61 245L63 244L62 248H60V246H61ZM80 244L84 248L78 247V246H80ZM104 244H105V248L103 249L102 246H104ZM177 244H179V248L177 247ZM210 244H215V247H214V245H212L210 247ZM227 244L229 245L228 247H227ZM10 245H12V246H10ZM27 245H29V248L33 251V253H35L34 255H33V253H32L31 250L29 251L28 247H26L27 249L25 248V246H27ZM89 245H90V247H89ZM221 245L222 246L226 245V246L221 247ZM64 246L66 247V249H65ZM86 246H88V247H86ZM96 246L98 247L97 249H96ZM138 246H140V247H138ZM33 247H35V249ZM54 247L56 248L57 251L54 250ZM154 247L156 248V251H155V248ZM225 247H227L228 250ZM73 248H75V249H73ZM181 248L182 249L183 248L184 249L186 248V250L184 251V249L182 250ZM210 248H212V249H210ZM219 248H223V251H222V249H219ZM153 249H154V251H153ZM224 249H226V250H224ZM237 249H239V250H237ZM43 250L46 251V252L48 251L47 253L49 254V257H47V256H45V257L44 256L43 257L40 256L39 252L42 251L43 253H45ZM73 250H75L74 253H73ZM181 250H182V252H179ZM207 250H209V252ZM236 250L240 252L239 255H237V253H239V252L236 253ZM34 251H36V252H34ZM37 251H38V253H37ZM50 251H51V254H50ZM62 251H64V253ZM90 251H92L90 254L93 255V256L91 255V257L93 258V260H92V258L89 255V252ZM13 252L15 253V251H13ZM52 252H53V254H52ZM55 252H57L58 255ZM83 252H86L85 253L86 254L85 255L86 257H84V253ZM184 252L186 253V255L184 254ZM207 252H208V256H207ZM36 253L39 256H36ZM47 253L45 255H48ZM82 253H83V258L81 256ZM93 253H97L96 255H98V257L96 255H94ZM182 253H183V255H182ZM59 254L61 255V257L59 256ZM74 254H75V258H74ZM141 254H142V256H141ZM165 255L166 254H164V256ZM9 256H13V257H10L11 258L10 259ZM58 256L60 258H62L64 256V258L63 259H60ZM87 256H89V257H87ZM46 257L48 258V260H47ZM161 257H163V255ZM31 258H33V260ZM87 258H89V260ZM100 258H101V260H100ZM212 258H214V257H212ZM42 259H44V260H42ZM71 259H72V261H71ZM81 259H84V260L81 261ZM96 259H98V260H96ZM164 259L167 260L168 259V255H166ZM116 260L118 262L120 261V260H118V258H116ZM155 261L156 260H154V263H155ZM8 262L7 263L5 262V264H8ZM46 262H48V263H46ZM60 262L58 264H60ZM177 262H178V260H177ZM61 264H63V263L61 262ZM119 264H122V263L119 262ZM156 264H157V261H156Z\"/></svg>","mask_w":264,"mask_h":264},{"label":"bare ground","instance_id":"obj_2","mask_svg":"<svg viewBox=\"0 0 264 264\" xmlns=\"http://www.w3.org/2000/svg\"><path fill=\"white\" fill-rule=\"evenodd\" d=\"M93 1V4L95 5V6H98V4L101 6V8L100 9H102L103 8V10H104V7L103 6H105L106 7V9H107V11H108V13H110V14H113L114 15V17H110L111 18V23H112V26H113V28L115 29L116 28V26L117 27H119L121 30H124L125 31V33L127 34V39H125V41L123 40V38L121 37V36H118V34H117V31L115 30L114 31V39H115V41H116V43L118 44L120 41H124L125 42V46L124 47H122L121 46V44H120V46H119V44L117 45V49L115 50V51H113V54H120L121 56H123L124 58H125V60H126V62H127V64H125V70H128L127 72H128V77H127V83H128V85H129V83H130V80L133 82V83H135L136 84V87L137 86H139V84H138V82L134 79V77L135 76H138V75H140L139 76V79H141L143 82H145L146 83V85L144 86V88L146 89L145 91L144 90H142L141 88H140V91L141 92H145V94L147 95V97H148V107H149V111H150V113H153L152 114V116L155 114V118H152V121H147L146 123H145V128L143 129V131L144 130H146V129H148V128H150V129H152V130H148L149 132H148V134H146L145 135V137H144V139L142 138V140L144 141H142L140 138H138V140L140 139L141 140V142H139V143H137V146H136V151H137V154H136V156H148V163H149V152H151V149L154 147H152L151 145H150V147H151V149H150V147L149 148H147L146 146H147V143H146V141H148L147 139H149L150 137L149 136H154V137H157V139L159 140V141H161V142H164V143H173V145H174V143H175V145H177V147L179 146V148H176V146L174 147V148H176L177 149V151L175 150L174 151V153L177 155V154H179L180 153V157H182V159H183V161H187L188 163H187V165L189 164V163H193L192 165H194V158H196L195 156L198 154V153H200V152H202V151H200V149L202 148V146L201 145H203V140H201V134H202V132L204 131L205 132V130H207L209 127H210V125H209V123H206L205 121H203V115L204 114H207V115H209V116H213V123L214 122H217V121H219V122H223L224 120L225 121H228V122H230V125L228 124L227 126L229 127H231V123H237V127H238V124H240V126H245V125H247V123L251 120V119H253L254 117H255V120H257V124L256 123H254V124H256V127L253 129V131H254V133H253V135L249 138L250 140L249 141H247L246 139L247 138H245L244 140L245 141H247L248 143L249 142H253V144L255 145V146H258V147H260V146H264V80H263V77H261V76H258L257 78H256V80L257 81H255V83H251L250 85H248L247 86V88L248 89H250V90H252V94H247V95H245V94H242L241 95V97L243 98V100H244V102H243V104H241V105H239L238 103H236L235 101H232V102H223L222 101V98L220 97V95L218 94H213V95H211V94H209V91H208V86L210 85H212L211 83H210V81H207V79L209 80V78H208V75H206L207 74V66H206V59H207V55L210 57V58H208L210 61H211V63H213L214 64V67H215V69L217 70V72H218V77L220 78L219 80H220V82L221 83H224L225 82V76H233V77H235V76H240V74H238L239 73V71H237L238 69H236L235 68V65H234V61H236L235 59L239 56V53H238V51H241V50H243L244 51V49H245V52H246V54H249L251 51H254L255 53H256V51L257 52H259L260 54H261V57H260V59L262 60V64H263V66H264V54L262 53V52H264V51H262V48L261 47H259V48H256L257 46H255V45H252L251 43H246V42H243V40H242V38L244 37V34L246 33L245 31H246V29L244 30L243 28H242V26L243 25H246V26H248V24L247 23H245V22H241L240 23V21L238 22L237 21V29H236V31H235V34H237V36L236 37H234L233 38V40L231 39V41H229L228 42V40L227 41H219V40H216L215 39V37H212V40L210 41V42H206L205 41V37H204V34H203V31L205 30V29H207L208 28V26H215V25H218V24H220V23H223V22H221V20H223V18H222V16H223V10H222V8H220L219 7V5H217L216 3H214V4H212V7H211V10H210V13L213 15L212 17L210 16V13H209V10H208V8H207V4H204V6L203 7H201V2H200V0H142V2L140 3V1L141 0H91V2ZM210 1V0H209ZM212 1V0H211ZM8 1L7 0H0V3H7ZM78 2H79V0H78ZM212 2H214V1H212ZM138 3H140L139 5H138V7L140 8V10L141 11H134L133 9H132V6L130 5V4H134V5H137ZM244 3V2H243ZM249 4V3H248ZM11 5H12V7L16 10V14L17 15H20V17H21V15H23L24 14V16H25V20L27 21V26H28V28H26V29H24L23 30V32L22 31H20V32H18L17 33V35L15 36H13V38H9V40L7 41V43L8 44H10V43H13V45H16V46H18V38H19V40H21V39H24V41H25V44H23V43H20V45H22L23 47L24 46H30L31 47V45L32 44H34L35 42H37V41H40V40H45L44 42H46V44L44 45V49L43 50H45V51H47L49 48H51V45H49L48 43H47V37H48V35H49V33L52 31V22L53 21H51V20H54L55 21V19H52V15H53V13H55V15H57L58 17L59 16H61V13H59L58 11H54L53 10V8L52 7H50L47 3H45V2H43V0H41V1H39V0H11ZM124 5L129 9V11H130V13L131 14H124L123 12H122V10H121V8H123L124 9ZM235 5V4H234ZM79 6V5H78ZM116 6H119L120 8H119V13H116V12H114V10H115V8L114 7H116ZM242 6H244V4L242 5ZM231 8L233 9L234 7L233 6H231ZM263 8V7H262ZM252 9V8H251ZM41 10H43V12L46 14H44V17H45V19L43 20V23H41V19L39 18H36L35 17V14H37L36 12L37 11H41ZM245 10V9H244ZM257 10V9H256ZM263 10H264V8H263ZM246 11H248V10H246ZM245 11V12H246ZM260 11H261V9H260ZM235 11H233V13H234ZM245 12H244V15H245ZM205 13V15H203L202 17H201V14H204ZM232 13V14H233ZM253 13V12H252ZM218 14H221V16L220 15H218ZM235 14V13H234ZM241 14V13H240ZM259 14V13H258ZM239 15V14H238ZM260 15V14H259ZM263 15H264V13H263ZM14 17V16H13ZM12 17V18H13ZM20 17L19 18H16L15 20H13V22L12 21H8L7 22V25H5L4 27V29H10V27L11 26H16L17 24H18V22H19V19H20ZM68 17V16H67ZM252 17V16H251ZM15 18V17H14ZM221 18V20L220 21H218L219 19ZM258 18H260V17H258ZM240 19V18H239ZM241 20V19H240ZM260 20H262V19H260ZM68 21V20H67ZM233 21V20H232ZM260 23H261V21H259ZM264 22V21H263ZM230 23H231V21H230ZM263 24V23H262ZM226 25V24H225ZM230 25V24H229ZM231 25H232V23H231ZM192 26V27H191ZM262 26V25H261ZM224 27V26H223ZM235 27V26H234ZM251 28V27H250ZM259 28V27H258ZM6 29V30H7ZM68 29V28H67ZM235 29V28H234ZM224 30V29H223ZM222 30V31H223ZM225 30H227V28L225 29ZM254 30V29H253ZM25 31H28L30 34H29V38H27V36H26V34H24L25 33ZM258 31H260V30H258ZM66 32V31H65ZM64 32V33H65ZM243 32H244V34H243ZM253 32V31H252ZM256 32V30L254 31V33ZM257 33V32H256ZM60 34V33H59ZM5 34L4 33H2V31H0V44H2L3 43V39H2V36H4ZM223 35H225L224 33H223ZM229 35V34H228ZM129 36H131V37H129ZM214 36V35H213ZM246 36V35H245ZM257 36H258V34H257ZM260 36V35H259ZM229 38V37H228ZM262 39H264V36L263 37H261ZM2 40V41H1ZM59 40V39H58ZM51 41V40H50ZM59 42H61L60 40H59ZM255 42H257V40L255 41ZM64 43V42H63ZM43 42L41 43V47L43 46ZM208 45V54H207V52H204L203 51V47H205V46H207ZM262 45H264V44H262ZM193 46H194V49H193ZM1 47V46H0ZM64 47V46H63ZM1 49V48H0ZM227 49H231L230 51H232V55H233V57H230V59L229 60H226L224 57H227L228 56V54H227ZM241 49V50H240ZM194 50V51H193ZM64 52V51H63ZM104 54V53H103ZM50 55V54H49ZM107 55V54H106ZM255 55V54H254ZM8 56H10L11 58H12V60L11 61H7L6 62V60H5V64L7 65V64H9L10 63V65L13 63V65L17 62V61H14L13 62V59H16L15 57H17L18 59H20L21 58V60L22 61H24V62H29V61H31V60H33L34 59V54H33V52H31V51H22V52H20V51H16V52H14L13 54H9ZM62 56V55H61ZM253 56V55H252ZM3 59H4V57H3V51H0V62L2 63V61H3ZM251 59V58H250ZM254 59V58H253ZM245 62H244V66L245 67H250L249 66V62H247V57H245L244 59H243ZM249 60V59H248ZM73 61V60H72ZM118 62H120L121 63V60L120 59H118ZM242 62V61H241ZM0 63V64H1ZM62 63V62H61ZM243 63V62H242ZM241 63V64H242ZM251 63V62H250ZM253 63V62H252ZM5 64H4V66H5ZM53 64V63H52ZM79 64V63H78ZM99 64H100V62H99ZM9 65V66H10ZM82 65V64H81ZM72 66H73V64H72ZM53 66L51 65V68H52ZM212 67V66H211ZM210 67V68H211ZM53 68H55V66L53 67ZM65 68V67H64ZM209 68V69H210ZM243 68V67H242ZM251 68V67H250ZM56 69V68H55ZM70 69V68H69ZM80 69V68H79ZM84 69V68H83ZM86 70V69H85ZM84 70V71H85ZM256 70V69H255ZM64 71V70H63ZM77 71V70H76ZM81 71V70H80ZM89 71H91V70H89ZM136 73V74H134L133 75V73ZM250 71V70H249ZM257 71V70H256ZM56 72V71H55ZM55 72H54V74H55ZM73 72V71H72ZM82 72V71H81ZM208 72H209V70H208ZM242 72V71H241ZM261 72V71H260ZM64 73V72H63ZM58 74V73H57ZM89 74V73H88ZM130 74H132L131 76H130V78H129V75ZM243 74V73H242ZM252 74V73H251ZM83 75V74H82ZM66 76V75H65ZM73 76V75H72ZM86 76V75H85ZM134 76V77H133ZM214 76V75H213ZM71 77V76H70ZM215 77V76H214ZM61 78V77H60ZM84 78H86V77H84ZM110 79H112V78H110ZM217 79V78H216ZM251 79V78H250ZM4 80V79H3ZM52 80H53V78H52ZM58 80V79H57ZM68 80H69V78H68ZM71 80V79H70ZM73 80H74V78H73ZM92 80V79H91ZM249 80V79H248ZM2 81V80H1ZM56 81V80H55ZM61 81V80H60ZM89 81V80H88ZM250 81V80H249ZM73 82V81H72ZM77 82V81H76ZM82 82V81H81ZM109 82V81H108ZM213 82V81H212ZM217 82V81H216ZM70 83H71V81H70ZM57 84V83H56ZM60 84V83H59ZM66 84V83H65ZM72 84V83H71ZM94 84V83H93ZM53 85H54V83H53ZM62 85V84H61ZM95 85V84H94ZM108 85V84H107ZM109 85H110V83H109ZM112 85V84H111ZM110 85V86H111ZM114 85V84H113ZM112 85V86H113ZM119 85V84H118ZM117 85V86H118ZM51 86V85H50ZM49 86V87H50ZM63 86H64V83H63ZM67 86V85H66ZM72 86V85H71ZM76 86V85H75ZM85 86H91L90 85V83H86V85ZM96 86V85H95ZM209 86V87H210ZM215 86H216V84H215ZM1 88V87H0ZM60 88V87H59ZM69 88V87H68ZM75 88V87H74ZM77 88V87H76ZM79 88V87H78ZM78 88H77V90H78ZM180 88H182L183 89V91H179L180 90ZM71 89V88H70ZM99 89V88H98ZM242 89V88H241ZM2 90V89H1ZM54 90V89H53ZM60 90V89H59ZM240 90V88L238 89V91ZM243 90V89H242ZM56 91V90H55ZM79 91V90H78ZM78 91H77V93H78ZM82 91V90H81ZM83 91L86 93V97H87V101H86V103H85V106L84 107H82V105H81V107H78V108H76V111H77V113H76V118L78 119V120H80L81 118H82V112L84 113V112H86V113H91L92 115L94 114V109H93V102H94V100H92L93 99V95H92V93H91V89H89V87H85L84 89H83ZM82 91V92H83ZM137 91V90H136ZM99 92V91H98ZM115 92V91H114ZM49 93H50V91H49ZM72 93V92H71ZM20 94V93H19ZM55 94V93H54ZM58 94V93H57ZM112 94V93H111ZM51 95V94H50ZM49 95V96H50ZM69 95V94H68ZM78 95V94H77ZM20 96H21V94H20ZM91 96V97H90ZM80 97V96H79ZM83 97H85L84 95H83ZM140 97V96H139ZM240 97V96H239ZM54 98V97H53ZM61 98V97H60ZM82 98V97H81ZM96 98V97H95ZM183 98V99H182ZM188 98L190 99V101L188 100ZM231 98H233V97H231ZM56 99H57V97H56ZM77 99V98H76ZM100 99V98H99ZM107 99V98H106ZM179 99H182V100H184V101H182V102H179ZM43 100V99H42ZM45 100H46V98H45ZM51 100V99H50ZM67 100V99H66ZM206 100H210V101H213L212 103H214V104H210L209 105V107L208 108H206V107H204L206 104H205V102L204 101H206ZM228 100H229V98H228ZM34 101V100H33ZM72 101H74V99H73V97H72ZM79 101V100H78ZM100 101V100H99ZM237 101H239V99L237 100ZM24 102V101H23ZM85 102V101H84ZM83 102V103H84ZM240 102V101H239ZM21 103V102H20ZM50 103V102H49ZM61 103V102H60ZM64 103V102H63ZM74 103V102H73ZM6 104V103H5ZM19 104V103H18ZM34 104V103H33ZM79 104H80V102H79ZM139 104V103H138ZM62 105V104H61ZM67 105V104H66ZM95 105V104H94ZM158 105H160V106H158ZM217 105V106H216ZM55 106V105H54ZM107 106V105H106ZM140 106V105H139ZM157 107L156 109L155 108H152V107ZM13 107H15V106H13ZM95 107H96V109H97V106L95 105ZM20 108V107H19ZM18 108V109H19ZM38 108V107H37ZM51 108V107H50ZM69 108V107H68ZM99 108V107H98ZM104 109H105V107H103ZM103 108H102V110H103ZM107 108H108V106H107ZM10 109V108H9ZM15 109H17V108H15ZM21 109V108H20ZM74 109V108H73ZM95 109V110H96ZM186 109V110H185ZM143 110V109H142ZM141 110V111H142ZM185 110V111H184ZM189 110V111H188ZM18 111V110H17ZM21 111V110H20ZM56 111H58V110H56ZM63 111H64V109H63ZM73 111V110H72ZM71 111V112H72ZM97 111H98V109H97ZM109 111V110H108ZM108 111L106 112V111H103V112H101V114H100V117L98 116V114H97V116L96 115H93V116H91V117H93V122H90V126H85L86 124H88V123H84V121H81L82 122V127L83 126H85L84 128L86 129L85 131H90V134L92 135V133H91V131L93 130V128L98 124V125H100L99 123H103V124H109V116H110V112L108 113ZM144 111V110H143ZM148 111V112H149ZM28 112H30V111H28ZM59 112V111H58ZM140 112V111H139ZM144 112H146V111H144ZM41 113V112H40ZM65 113V112H64ZM113 113V112H112ZM19 114V113H18ZM59 114V113H58ZM75 114V113H74ZM107 114H109V116L107 115ZM43 115H45L44 114V112H43ZM83 115H85V114H83ZM88 115V114H87ZM26 116V115H25ZM31 116V115H30ZM34 116V115H33ZM42 116V115H41ZM49 116V115H48ZM63 116V115H62ZM64 117V116H63ZM208 117V116H207ZM5 118V117H4ZM7 118V117H6ZM29 119H30V117H28ZM35 118V117H34ZM37 118H38V120L40 119L39 118V116H37ZM85 118V117H84ZM111 118V117H110ZM141 118V117H140ZM18 119V118H17ZM16 119V120H17ZM28 119V120H29ZM42 119V118H41ZM45 119V118H44ZM50 119V118H49ZM59 119V118H58ZM64 119V118H63ZM92 119V118H91ZM90 119V120H91ZM145 119V118H144ZM14 120V119H13ZM27 120V121H28ZM31 120V119H30ZM46 120V119H45ZM51 120V119H50ZM53 120V119H52ZM65 120V119H64ZM115 120V119H114ZM128 120V119H127ZM141 120V119H140ZM149 120H150V117H149ZM19 121V120H18ZM40 121V120H39ZM6 122H8V121H6ZM22 122V121H21ZM41 122V121H40ZM46 122V121H45ZM51 122H53V121H51ZM61 122V121H60ZM79 122V121H78ZM77 122V123H78ZM113 122V121H112ZM218 122V123H219ZM9 123H10V121H9ZM38 123V122H37ZM49 123V122H48ZM73 123V122H72ZM80 123V122H79ZM113 123H115V122H113ZM212 123V124H213ZM226 123V122H225ZM7 124V123H6ZM19 124V123H18ZM44 124V123H43ZM61 124V123H60ZM64 124V123H63ZM66 124V123H65ZM70 124V123H69ZM116 124V123H115ZM216 124V123H215ZM214 124V125H215ZM223 124V123H222ZM227 124V123H226ZM242 124V125H241ZM250 124V123H249ZM251 124H252V122H251ZM253 124V125H254ZM72 125V124H71ZM80 125V124H79ZM89 125V124H88ZM162 125H164V131H165V133H167V136H166V139L165 140H163V138L165 137V136H163V134H164V131H162V130H160L159 129V127L160 126H162ZM221 125V124H220ZM219 125V128L220 127H222V126H220ZM10 126V125H9ZM14 126V125H13ZM42 126V125H41ZM47 126V125H46ZM64 126V125H63ZM70 126V125H69ZM77 126V125H76ZM102 126V125H101ZM112 126V125H111ZM116 126V125H115ZM118 126V125H117ZM116 126V127H117ZM226 126V127H227ZM235 126V127H236ZM252 126V125H251ZM16 127V126H15ZM30 127H31V125H30ZM57 127H58V125H57ZM68 126L66 125V128H67ZM81 127V126H80ZM79 127V128H80ZM103 127V126H102ZM125 127V126H124ZM133 127V126H132ZM132 127H130V129L132 128ZM215 127V126H214ZM217 127H218V125H217ZM227 127V128H228ZM234 127V126H233ZM234 127V128H235ZM25 128H27V127H25ZM32 128V127H31ZM39 128V127H38ZM73 128V127H72ZM72 128H70L71 130H72ZM77 128H78V126H77ZM99 128V127H98ZM97 128V129H98ZM107 128V127H106ZM117 128H119V127H117ZM139 128V127H138ZM227 128L225 129V130H227ZM248 128L249 127H247V130H248ZM28 129V128H27ZM35 129H36V127H35ZM40 129V128H39ZM43 129V128H42ZM57 129V128H56ZM104 129V128H103ZM113 129V128H112ZM116 129V128H115ZM123 129V128H122ZM133 129H135V128H133ZM156 129H158V130H156ZM218 129V128H217ZM230 129V128H229ZM15 130H16V128H15ZM32 130V129H31ZM67 130H68V128H67ZM84 130V129H83ZM99 130H101V129H99ZM117 130V129H116ZM119 130V129H118ZM132 130V129H131ZM136 130V129H135ZM138 130V129H137ZM8 131V130H7ZM43 131V130H42ZM44 131H46V130H44ZM76 131V130H75ZM124 132H127V131H125V130H123ZM122 131V132H123ZM141 131V130H140ZM228 131V130H227ZM244 131H246V130H244ZM249 131V130H248ZM256 131V132H255ZM25 132V131H24ZM27 132H29V131H27ZM36 132V131H35ZM53 132V131H52ZM61 132V130L59 131V133ZM104 132V131H103ZM107 132V131H106ZM129 132V131H128ZM219 132V131H218ZM225 132V131H224ZM230 132H232V131H230ZM235 132V131H234ZM237 132V131H236ZM11 133V132H10ZM38 133L39 134H41L39 131H38ZM46 133V132H45ZM57 133H58V131H57ZM81 133V132H80ZM83 133H85V132H83ZM82 133V134H83ZM96 133V131L94 132V134ZM112 133H113V130H112ZM119 133H121V130H120V132ZM130 133V132H129ZM133 133V132H132ZM245 133V132H244ZM12 134H13V132H12ZM27 134V133H26ZM31 134H32V132H31ZM37 134V133H36ZM50 134V133H49ZM66 134H67V132H66ZM78 134V133H77ZM88 135H89V137H90V134H89V132L87 133ZM100 134V133H99ZM98 134V135H99ZM118 134V133H117ZM125 134V133H124ZM123 134V135H124ZM226 134H228V133H226ZM250 134V133H249ZM256 134V135H255ZM62 135H63V133H62ZM97 135V134H96ZM97 135V136H98ZM103 135H105V133L103 134ZM102 135V133H101V140H103V142H106L107 143V141H108V138H110L111 137V135H110V133L108 132V136H103ZM166 135V134H165ZM233 136H234V134H232ZM245 135H247V134H245ZM11 136H13V135H11ZM27 136V135H26ZM75 135H73V137H74ZM86 136V135H85ZM119 136H121V135H119ZM135 136V135H134ZM138 136V135H137ZM141 136V135H140ZM227 137H228V135H226ZM236 136V135H235ZM25 137V136H24ZM29 137H31V136H29ZM28 137V138H29ZM33 137V136H32ZM43 137V136H42ZM47 137V136H46ZM59 137H60V135H59ZM67 137V136H66ZM131 137V136H130ZM205 137V136H204ZM203 137V138H204ZM230 137H232V136H230ZM243 137V136H242ZM241 137V138H242ZM247 137V136H246ZM13 138V137H12ZM26 138V137H25ZM28 138H26V139H28ZM48 138V137H47ZM57 138V137H56ZM64 138L65 137H63V141H64ZM72 138V137H71ZM74 138H78L77 136L76 137H74ZM99 138V137H98ZM120 137H118L117 139H119ZM122 138V137H121ZM125 138H126V136H125ZM202 138V139H203ZM223 138V137H222ZM15 139V138H14ZM35 139H37V137L35 136ZM60 139H61V137H60ZM79 139H80V136H79ZM88 139V138H87ZM114 139H116V138H114ZM113 139V140H114ZM123 140H125L124 138H122ZM156 139V140H157ZM206 139H207V137H206ZM220 139V138H219ZM228 139V138H227ZM237 139V137H235L234 138V140L235 141H237L236 140ZM5 140V139H4ZM8 140V139H7ZM18 140V139H17ZM23 140V139H22ZM30 140V141H29ZM32 140H34V139H32ZM41 140H42V138H41ZM40 140V141H41ZM66 140H67V138H66ZM128 140V139H127ZM210 140V139H209ZM221 140V139H220ZM28 141L31 143V139H28ZM36 141V140H35ZM51 141H52V139H51ZM61 141V140H60ZM69 141V140H68ZM71 141V140H70ZM82 141H84V139L82 140ZM85 141H87V140H85ZM84 141V142H85ZM93 141V140H92ZM150 141V140H149ZM152 141V140H151ZM207 141V140H206ZM223 141H226V139L224 138V140ZM7 142V141H6ZM6 142H5V144H6ZM33 142V141H32ZM71 142H73V141H71ZM71 142H69V143H71ZM75 142V141H74ZM90 142V141H89ZM88 142V144H91L92 142H90L89 143ZM108 142H110V141H108ZM114 142H116V141H114ZM118 142V141H117ZM123 142V141H122ZM121 142V143H122ZM227 142H229V141H227ZM239 142L240 143H242V145L241 146H243V145H247L248 146V144H246V143H244L243 144V140L241 139H239ZM11 143V142H10ZM17 143H19L17 146L19 147V148H17V150H13L14 152H15V154L16 155H19V157H20V153L22 152V151H26V150H24V148H25V144L22 146H20V142H17ZM49 143V142H48ZM78 143H79V141H78ZM101 143H102V141H101ZM100 143V144H101ZM111 143H113V142H111ZM124 143V142H123ZM149 143V142H148ZM164 143H163V145H164ZM210 143V142H209ZM208 143V145H209V147H210V144ZM14 144V143H13ZM28 144V143H27ZM26 144V145H27ZM39 144V143H38ZM44 144V143H43ZM50 144V143H49ZM80 144V143H79ZM93 144V143H92ZM109 144V143H108ZM127 144V143H126ZM150 144V143H149ZM161 144V143H160ZM218 144H219V142H218ZM231 144V143H230ZM252 144V143H251ZM32 145V144H31ZM30 145V146H31ZM47 145V144H46ZM60 145H61V143H60ZM70 145V144H69ZM85 145V144H84ZM97 145V143H96V141H95V146ZM107 145V144H106ZM146 145V146H145ZM222 145V144H221ZM226 145V144H225ZM38 146V148L40 147V145H37ZM52 146V145H51ZM66 146V145H65ZM70 146H72V145H70ZM74 146H75V144H74ZM80 146V145H79ZM90 146V145H89ZM100 146V145H99ZM103 146V145H102ZM110 145H108V147H109ZM158 146V145H157ZM166 146V145H165ZM235 146H236V148H235V151L237 152V150L239 149V148H241V146L238 148L237 146H238V143H237V145H236V142H235ZM14 147H15V145H14ZM29 147V146H28ZM32 151L31 152H33L32 154H33V157H34V155L36 154V152H35V147H34V142H33V145H32ZM45 147V146H44ZM49 147V146H48ZM60 147V146H59ZM73 147V146H72ZM84 147H86V146H84ZM123 147H125V145L123 146ZM122 147V148H123ZM168 147H171V146H168ZM173 147H171V148H173ZM227 147V146H226ZM229 147V146H228ZM27 148V147H26ZM29 148H31V147H29ZM38 148H36V151L38 150ZM43 147H41V149H42ZM45 148H47V147H45ZM56 148H57V150H58V146L56 145ZM76 148H77V146H76ZM105 147H103V149H104ZM134 148V147H133ZM232 148V147H231ZM238 148V149H237ZM252 148H256V147H252ZM252 148H249V149H252ZM262 148V147H261ZM16 149V148H15ZM40 149V148H39ZM54 148H52V150H53ZM73 149V148H72ZM71 149V150H72ZM88 149V148H87ZM97 149V148H96ZM110 149V148H109ZM113 149H114V147H113ZM125 149V148H124ZM157 149H158V147H157ZM163 149H164V147H163ZM163 149H161V151L163 152ZM218 149V148H217ZM226 149V148H225ZM229 149V148H228ZM237 149V150H236ZM246 149H248V148H246ZM254 149H253V151H254ZM5 150H7V149H5ZM22 150V151H21ZM61 150V149H60ZM77 150H79V148L77 149ZM84 150V149H83ZM86 150V149H85ZM84 150V151H85ZM90 150V149H89ZM112 150V149H111ZM152 150H155V149H152ZM222 150V149H221ZM227 150V149H226ZM241 150V149H240ZM256 150H258V149H256ZM262 150V149H261ZM4 151V150H3ZM2 151V152H3ZM28 151H30V149L28 150ZM46 151H47V149H46ZM51 151V150H50ZM73 151V150H72ZM105 151V150H104ZM106 151H108V150H106ZM110 151V150H109ZM108 151V152H109ZM115 151V150H114ZM156 151V150H155ZM159 151H160V149H159ZM159 151H158V153H159ZM165 151H166V148H165ZM168 151V152H167ZM166 152V157L169 159L170 157H173L174 156V153L171 151V149L169 150H167ZM171 151V152H170ZM218 151V150H217ZM232 151V150H231ZM242 151V150H241ZM248 151V150H247ZM252 151V152H253ZM259 151V150H258ZM258 151H256V154H257V152ZM23 152V153H24ZM37 152H39V151H37ZM53 153L55 152V151H52ZM62 151H60V153H61ZM76 152V151H75ZM78 152V151H77ZM79 152H80V150H79ZM90 151H88L87 153H89ZM119 152V151H118ZM134 152V151H133ZM153 152V151H152ZM161 152V153H162ZM219 152H221V151H219ZM244 152H245V149H244ZM243 152V153H244ZM251 152V151H250ZM251 152V153H252ZM255 152V151H254ZM254 152L252 153V154H254ZM263 154H264V147H263ZM12 153V152H11ZM22 153V154H23ZM26 153V152H25ZM40 154H41V152H39ZM45 152L43 151V154H44ZM63 153V152H62ZM73 153V152H72ZM92 153V152H91ZM91 153H89V156L90 157H92V156H94V155H92L91 156ZM96 153H98V152H96ZM101 153L103 154V152H102V150H101ZM107 153V152H106ZM114 153V152H113ZM131 153V152H130ZM130 153L128 154L129 156H130ZM211 153V152H210ZM230 153V152H229ZM242 153V152H241ZM240 152H239V154H241ZM6 154H7V151H6V153H5V156H6ZM46 154V153H45ZM44 154V155H45ZM58 154V153H57ZM79 154V153H78ZM83 153H81L80 155H82ZM160 154V153H159ZM203 154V153H202ZM251 154V155H252ZM10 155V154H9ZM26 155V154H25ZM37 155V157H38V155L39 154H36ZM49 155V154H48ZM48 155H47V157H48ZM62 155V154H61ZM64 155V154H63ZM79 155V156H80ZM110 155V154H109ZM112 155V154H111ZM121 155V154H120ZM126 155H127V153H126ZM200 155V154H199ZM234 155H238V154H234ZM242 155V154H241ZM240 155V156H241ZM247 155V154H246ZM249 155V154H248ZM28 156V155H27ZM26 156V157H27ZM31 155H30V153H29V157H30ZM41 156H42V154H41ZM46 156V155H45ZM74 156V155H73ZM73 156H72V158H73ZM83 156V155H82ZM88 156V157H89ZM99 155H97L96 157H98ZM102 156V155H101ZM100 156V157H101ZM113 156V155H112ZM116 156H118V155H116ZM150 156H152L151 155V153H150ZM163 156V155H162ZM161 156V157H162ZM209 156H211V154L209 155ZM208 155H207V161L209 160L208 159V157H209ZM214 156V155H213ZM218 156V155H217ZM230 156V155H229ZM240 156H238V158L240 157ZM257 156H260V155H257ZM256 156V157H257ZM7 157V156H6ZM5 157V158H6ZM32 157V156H31ZM30 157V158H31ZM36 157V158H37ZM54 156L52 155V158L51 159H54L53 158ZM55 157H56V155H55ZM65 157V156H64ZM77 157V156H76ZM144 157V158H145ZM154 157V156H153ZM152 157V158H153ZM204 157H205V155H203V159H204ZM216 156H214V158H215ZM250 158H253V155H252V157L251 156H249ZM255 157V156H254ZM262 157V156H261ZM264 157V156H263ZM35 158V157H34ZM33 158V159H34ZM80 158H81V156H80ZM84 158V157H83ZM94 158V157H93ZM99 158V157H98ZM102 158L104 159V157L102 156ZM134 158H136L137 159V157H133L132 158V162L134 163ZM147 158V157H146ZM146 158L145 159H142L141 158V164L142 163H144L145 161L144 160H146ZM157 157H155L154 159H152V164L150 163V164H146L147 162H145V164H144V166H146V167H149V165H151V169L153 168V167H156V166H158L160 163L157 161V160H159L158 158H159V155H158V158L156 159ZM163 158V157H162ZM166 158V159H167ZM236 158V157H235ZM246 158V157H245ZM244 158V159H245ZM248 158V157H247ZM250 158H248V159H250ZM10 159V158H9ZM28 159V158H27ZM32 159V158H31ZM50 159V158H49ZM59 159V158H58ZM57 159V160H58ZM64 159V158H63ZM86 159V158H85ZM91 159V158H90ZM95 159V158H94ZM93 159V160H94ZM97 159V158H96ZM107 159V158H106ZM116 159H118V157L116 158ZM120 159V158H119ZM121 159H124V158H121ZM175 159H176V156H175ZM181 159V158H180ZM181 159V160H182ZM200 159V158H199ZM217 159H218V157H217ZM220 159V158H219ZM218 159V161H220ZM224 161L226 160V159H224V157L222 158ZM233 159V158H232ZM237 159V158H236ZM254 159V158H253ZM261 159V158H260ZM264 159V158H263ZM262 159V160H263ZM7 160H8V158H7ZM17 160V159H16ZM29 160V159H28ZM36 160V159H35ZM38 160V159H37ZM45 160V159H44ZM47 160H48V158H47ZM47 160H46V162H47ZM60 160V159H59ZM58 160V161H59ZM73 160H74V158H73ZM78 160H80V159H78ZM83 160V159H82ZM87 160V163H89L88 162V159H86ZM86 160H85V162H86ZM100 160V159H99ZM125 160V159H124ZM129 160V159H128ZM151 160V159H150ZM161 160V159H160ZM211 161H212V163H214V161H213V159H210ZM209 160V161H210ZM247 160V159H246ZM251 160V159H250ZM261 160V161H262ZM24 161V162H23ZM22 162H21V164H19V165H17V169L18 170H20V169H22L23 170V168H24V170H25V168L27 167V164L25 165V159L23 160ZM61 161V160H60ZM64 161H66V160H64ZM77 161V160H76ZM75 161V162H76ZM105 161V160H104ZM113 161V160H112ZM121 161V160H120ZM126 161V160H125ZM137 161V160H136ZM182 161V162H183ZM208 161V162H209ZM216 161V160H215ZM237 161V160H236ZM236 161H235V163H236ZM242 161V160H241ZM258 160H256V162H257ZM261 161H259V162H261ZM264 161V160H263ZM30 162L31 163H33V164H31V166H30V168H27V170H29V171H34L33 169L34 168H36L35 166H37L38 164H35L36 162L34 161V160H30ZM44 162V161H43ZM50 162H52L51 160H50ZM54 162H55V160H54ZM61 162H63V161H61ZM69 162V161H68ZM82 162V161H81ZM85 162L83 163V165L85 164ZM91 162H92V160H91ZM151 162V161H150ZM160 162H162V161H160ZM168 162V161H167ZM167 162L165 161V164L167 165ZM172 162V161H171ZM170 162V163H171ZM180 162V161H179ZM204 162V161H203ZM202 162V163H203ZM206 162V161H205ZM204 162V164L203 165H208V164H206ZM233 162V161H232ZM243 162H244V160H243ZM256 162H255V164H256ZM15 163V162H14ZM40 163V162H39ZM48 163V162H47ZM53 163V162H52ZM52 163H51V166H52ZM66 163H67V161H66ZM94 163H95V161H94ZM93 163V164H94ZM97 163H99V162H96V164ZM105 163V162H104ZM109 163V162H108ZM108 163H105V164H108ZM125 163H127V161L125 162ZM176 163V162H175ZM175 163H173V164H175ZM221 163V162H220ZM226 163H227V161H226ZM240 163V164H239ZM247 163H248V161H247ZM254 163V162H253ZM17 164V163H16ZM50 163H48V165H49ZM68 164V163H67ZM92 163H91V165H93ZM101 164V163H100ZM121 163H119V165H120ZM123 164V163H122ZM121 164V165H122ZM164 164V163H163ZM179 164H181V163H179ZM183 165L185 164V163H182ZM216 164V163H215ZM218 164V163H217ZM238 164L239 165H242L241 164V162L239 161L238 162ZM249 164V163H248ZM258 164V163H257ZM260 164H262V163H259V165ZM47 165V164H46ZM53 165H54V163H53ZM57 166L56 167H58V166H60L61 165V163L59 162V163H57L56 164ZM91 165L89 164V168H91ZM113 165V164H112ZM134 165V164H133ZM162 165V164H161ZM183 165H182V167H181V169L183 168L184 169V167H183ZM220 165V164H219ZM226 165V164H225ZM230 165V164H229ZM228 165V166H229ZM238 165V166H239ZM16 166V165H15ZM64 166V165H63ZM69 166V165H68ZM76 166H77V163H76ZM94 167H96L95 165H93ZM123 166V168H124V164L122 165ZM137 166V165H136ZM160 166V165H159ZM168 166H170V164L168 165ZM185 166V165H184ZM224 165L222 164V166L221 167H223ZM236 166V165H235ZM247 166V165H246ZM250 166V164L248 165V167ZM252 166H253V164H252ZM252 166H250V167H252ZM255 166V165H254ZM262 166H263V164L261 165V168H262ZM48 167V166H47ZM56 167H54V169H56ZM67 167V166H66ZM73 167H75V165H73ZM80 167H81V165H80ZM110 167V166H109ZM126 167V169H127V166H125ZM140 167V169H141V167L142 166H139ZM145 167V168H146ZM171 167H173L172 166V164H171ZM190 167V166H189ZM202 167V166H201ZM211 167V166H210ZM214 167H219V166H214ZM221 167H220V169H221ZM233 167V166H232ZM260 167V166H259ZM259 167H257V168H259ZM69 168V167H68ZM85 168V167H84ZM97 168H98V166H97ZM102 168V167H101ZM103 168L105 169V168H107V165L106 166H103ZM115 168H117V167H115ZM122 168V169H123ZM130 168V167H129ZM128 168V169H129ZM159 168V167H158ZM157 168V169H158ZM174 168H175V166H174ZM177 168V167H176ZM180 167H178V170H181V169H179ZM204 168H205V166H204ZM206 168H207V166H206ZM223 168H225V167H223ZM236 168V167H235ZM241 168V167H240ZM245 168H247V167H245ZM42 169H43V165H42V163L41 164H39L38 165V170H37V172H39V171H42ZM46 169V168H45ZM50 169H51V171H52V168H50V165H49V171H50ZM77 169H79V168H77ZM94 169V168H93ZM92 169V170H93ZM98 169H100V168H98ZM113 169H114V167H113ZM113 169L111 170V171H113ZM157 169H155V170H157ZM161 169H163V167L161 168ZM165 169H168V167L167 168H165ZM165 169H163V170H165ZM171 169V168H170ZM182 169V170H183ZM198 169V168H197ZM220 169H218V171H219V173H220ZM227 169H229V167H227ZM23 170V171H24ZM26 170V171H27ZM121 169H119V171H120ZM125 170V169H124ZM133 170V169H132ZM142 170V169H141ZM145 170V169H144ZM148 170H150V168H148ZM154 170V171H155ZM159 170V169H158ZM162 170V171H163ZM169 170V169H168ZM167 170V171H168ZM181 170V171H182ZM188 170H189V168H188ZM191 170V169H190ZM194 170H196V168L194 169ZM201 170H202V168H201ZM206 170H208V168L207 169H204L203 171H206ZM223 170V169H222ZM221 170V171H222ZM238 170V169H237ZM263 171H264V169H262ZM46 171H47V169H46ZM50 171V172H51ZM70 171V170H69ZM81 171V170H80ZM88 171V170H87ZM105 171H108V170H105ZM105 171H103V175H105L107 172H105ZM116 170L114 169V172H115ZM136 171V170H135ZM152 171V170H151ZM150 171V172H151ZM170 171V170H169ZM168 171V172H169ZM171 171H173V169L171 170ZM180 171V172H181ZM187 171V170H186ZM225 171V170H224ZM232 171V170H231ZM236 171V170H235ZM234 171V172H235ZM239 171V170H238ZM240 171H241V169H240ZM248 171H251V169L250 170H248ZM262 171V172H263ZM28 172V171H27ZM43 172V171H42ZM53 172V171H52ZM57 171H54L53 173L55 174ZM61 173H62V167H61V171H60ZM77 172H78V170L76 171V174H77ZM92 172H94V171H92ZM96 172V171H95ZM118 172V171H117ZM123 172H125V171H123ZM130 172V171H129ZM132 172H134V171H132ZM159 172V171H158ZM165 172H166V170H165ZM167 172V173H168ZM177 172V171H176ZM188 172V171H187ZM233 172V173H234ZM245 172H247V171H245ZM256 172H257V170H256ZM36 173V172H35ZM44 173V172H43ZM61 173H60V175H61ZM74 173L75 172H73L72 173V175H74ZM90 173V172H89ZM97 173H99V171L97 172ZM97 173H95L96 175H97ZM109 174L108 175H110V172H108ZM128 173V172H127ZM138 173V172H137ZM136 173V175L137 176H139V177H141V176H143L142 175V171H141V174H137ZM146 173L148 174V172L146 171ZM156 172H154V174H155ZM161 173V172H160ZM163 173H164V171H163ZM166 173V174H167ZM171 173V172H170ZM181 173H183V172H181ZM212 173V172H211ZM210 173V174H211ZM224 173V172H223ZM243 173H244V171H243ZM251 173V172H250ZM254 173V172H253ZM39 174H40V172H39ZM46 174V173H45ZM50 175L52 174V173H49ZM78 174H80V173H78ZM111 174H113V173H111ZM119 174V173H118ZM116 172H115V175H118ZM121 174H122V172H121ZM144 174H145V172H144ZM146 174V175H147ZM153 174V175H154ZM156 174H158V177H160L159 176V173H156ZM164 175V177L165 176H167L168 177V175ZM169 174V173H168ZM189 174V173H188ZM221 174V173H220ZM236 174H238V173H236ZM246 174V173H245ZM244 174V175H245ZM259 174H261L260 172H259ZM263 174V173H262ZM29 175V174H28ZM37 175H38V173H37ZM42 175V173L40 174V176ZM57 175V174H56ZM56 175H55V179H56ZM58 175H59V173H58ZM67 175V174H66ZM87 175V174H86ZM101 175H102V172H101ZM120 175V174H119ZM124 175V174H123ZM175 175V174H174ZM178 175V174H177ZM186 175H187V173H186ZM190 175V174H189ZM194 175V174H193ZM250 175V174H249ZM32 176V175H31ZM39 176V177H40ZM53 176V175H52ZM75 177H77L76 175H74ZM98 176V175H97ZM107 176V175H106ZM113 176V175H112ZM127 176V175H126ZM145 176V175H144ZM143 176V177H144ZM173 176V175H172ZM180 176V175H179ZM179 176H178V178H179ZM212 176V175H211ZM217 176V175H216ZM262 176V175H261ZM35 177V176H34ZM38 177V178H39ZM42 177H43V175H42ZM46 176L44 175V178H45ZM64 177V176H63ZM83 177V176H82ZM98 177H100V176H98ZM110 178H111V176H109ZM131 177V176H130ZM174 177V176H173ZM175 177H177V176H175ZM186 177H188V175L186 176ZM217 177H219V175L217 176ZM223 177V176H222ZM231 177V179H232V175L230 176ZM237 177H238V175H237ZM252 177H253V182H251L252 184H251V186L252 185H254L253 186V188H251V186H250V184H249V186H245L247 183L245 182V179L244 180H242L241 182H245L244 184V186H245V190H243L242 192L244 193L243 195H240L241 193H239V195L238 196H241V197H239V198H242V196L244 197L243 198V201L241 200V202L238 204V205H233L232 207L230 206V209L231 210H229L228 212H231V214L233 213V216L234 215H236L235 213H234V210L237 212V217L235 216L234 217V221H235V223H240V224H238L239 226H238V230L240 231L241 230V232H242V230L243 231H247V232H249V234L250 233H254L255 232V229L257 230H259L260 229V225H262L263 226V224H262V222H263V220H264V214L263 213H260V212H262V210H261V206H263V204H264V184L262 185L261 184V180H260V177L258 176V174L257 173H255L254 175H252ZM43 178V179H44ZM52 178V177H51ZM62 178V177H61ZM71 178H73V177H71ZM119 178H121V177H119ZM122 178H123V176H122ZM132 178H133V176H132ZM146 178V177H145ZM153 178V177H152ZM156 178V177H155ZM162 178V177H161ZM235 178V177H234ZM241 178V177H240ZM239 178V179H240ZM28 179H29V177H28ZM46 179H47V177H46ZM82 179V178H81ZM80 179V180H81ZM87 179V178H86ZM108 179V178H107ZM204 179H205V177H204ZM218 179V178H217ZM222 179H224V178H222ZM236 179V178H235ZM53 180V178L50 180H48V183L50 182L51 183V181ZM66 180H68V177L64 180H60V182H59V187L61 188V189H64V188H66L67 187V181ZM72 180V179H71ZM78 180H79V178H78ZM88 180V179H87ZM98 180V179H97ZM105 180V179H104ZM120 180V179H119ZM122 180V179H121ZM120 180V181H121ZM139 180V179H138ZM147 180V179H146ZM149 180H150V178H149ZM152 180V179H151ZM167 179H165V181H166ZM169 180V179H168ZM171 180H172V178H171ZM175 180H177V178L175 179ZM233 180V182L235 181L234 179H232ZM248 180H250L251 181V179H248ZM25 181V180H24ZM55 181V180H54ZM57 181V180H56ZM127 181V180H126ZM141 181V180H140ZM161 180H159V182H160ZM179 181V180H178ZM182 181V180H181ZM184 181V180H183ZM187 181V180H186ZM220 181V180H219ZM219 181H217L215 178H213L212 179V177H211V179H208V180H206V184L209 186V189H211L212 190V192L209 194V195H207L206 196V200L208 201V202H206L205 204H208V207L211 209V210H213V211H215V214L217 215L218 213H220L221 211H223L224 209H226L227 207L221 202L222 201V199H221V197H220V199H221V201L219 200V192L220 191H222V192H220V193H222V194H226V193H228L227 191H234L233 190V188H234V186H237V185H229V184H227L226 182V184H227V186L228 187H226V185H222V184H220V182ZM223 181H225V180H223ZM238 181V180H237ZM249 181V182H250ZM3 182V181H2ZM28 182H32V181H30V180H28ZM46 182L47 181H45V184H46ZM70 182H75L74 180L73 181H70ZM142 182H145V181H143L142 180ZM149 182V181H148ZM148 182H146V183H148ZM151 182V181H150ZM150 182H149V184H150ZM153 182V181H152ZM169 182H170V180H169ZM175 182V181H174ZM180 182V181H179ZM193 182H195V181H193ZM42 183V182H41ZM66 183V184H65ZM69 183V182H68ZM91 183V182H90ZM97 183H99V182H97ZM138 183V182H137ZM167 183H168V181H167ZM183 183H185V187H186V182H181V184H183ZM221 183H224V182H221ZM236 183H239V182H236ZM258 183V184H257ZM13 184V183H12ZM34 184V183H33ZM104 184V183H103ZM148 184V185H149ZM152 184V183H151ZM165 184V183H164ZM173 184V183H172ZM180 184V183H179ZM191 184H192V182H191ZM37 185V184H36ZM39 185H40V183H39ZM42 185L43 184H41V186L40 187H42ZM52 185V184H51ZM54 185V184H53ZM53 185H52V188H53ZM85 185H86V182H85ZM101 185H102V183H101ZM119 185V184H118ZM117 185V186H118ZM121 185V184H120ZM125 185V184H124ZM144 185H147V184H144ZM154 185H156V184H154ZM189 185H190V183H189ZM34 187H35V185H33ZM45 187H46V185H44ZM104 186V185H103ZM127 186V185H126ZM135 186V185H134ZM151 186V185H150ZM157 186V185H156ZM181 186V185H180ZM191 186V185H190ZM240 186H242V184L240 185ZM0 187H2V188H4L5 187V184H2ZM23 187H24V185H23ZM22 187V188H23ZM37 187H38V185H37ZM85 187V186H84ZM105 187V186H104ZM132 187V186H131ZM149 186H147V188H148ZM179 187V186H178ZM183 187V186H182ZM43 188V187H42ZM52 188H50V189H52ZM80 188V187H79ZM79 188H75L74 187V189H72V188H70V190L72 189L73 191H75L76 192V190H79ZM85 188H87V186L85 187ZM103 188V187H102ZM117 188V187H116ZM139 188V187H138ZM150 188V187H149ZM159 188H163L162 186H160ZM165 188V187H164ZM189 188V187H188ZM237 188V187H236ZM240 188V187H239ZM7 189H9V188H7ZM26 189V188H25ZM31 189V188H30ZM44 189V188H43ZM82 189V188H81ZM120 189H124V187L123 188H120ZM152 189V188H151ZM150 189V190H151ZM155 189V188H154ZM160 189V190H161ZM191 189H192V187H191ZM235 189V188H234ZM35 190H36V188H35ZM55 190V189H54ZM60 189H58V191H59ZM88 190V189H87ZM103 190H104V188H103ZM119 190V189H118ZM150 190H149V193H150ZM163 190H165V189H163ZM162 190V191H163ZM169 189H167V191H168ZM184 190H187V189H184ZM183 190V191H184ZM241 190H242V188H241ZM241 190H240V192H241ZM27 191V190H26ZM64 191H66V189L64 190ZM156 191V190H155ZM158 191H159V189H158ZM179 191H181V190H179ZM29 191H27V193H28ZM41 192V191H40ZM44 192H46V190H44ZM49 192V191H48ZM50 192H51V190H50ZM53 192H55V191H53ZM62 192V191H61ZM68 192V191H67ZM78 192H80V191H78ZM82 192V191H81ZM127 192H129V190L127 191ZM147 192H148V190H147ZM147 192H146V194H147ZM154 192V191H153ZM153 192H151V195H152V193ZM169 192H171V191H169ZM168 192V193H169ZM184 192H186V191H184ZM192 192V191H191ZM11 193V192H10ZM16 193V192H15ZM26 193V192H25ZM64 193V192H63ZM66 193V192H65ZM97 193V192H96ZM101 193V192H100ZM156 193V192H155ZM159 193H160V191H159ZM163 193H164V191H163ZM162 193V194H163ZM173 193V192H172ZM199 193V192H198ZM235 193V192H234ZM233 193V194H234ZM19 194V193H18ZM48 194V193H47ZM57 194H59V193H57ZM86 194V193H85ZM85 194H84V196H85ZM89 194V193H88ZM91 194V193H90ZM103 194V193H102ZM112 194V193H111ZM154 194V193H153ZM167 193H165V195H166ZM181 194L182 193H180V196H181ZM232 194V193H231ZM14 195V194H13ZM27 195V194H26ZM55 195H56V193H55ZM71 195V194H70ZM72 195H74V194H72ZM104 195V194H103ZM143 195H145V193L143 194ZM149 195V194H148ZM150 195V196H151ZM155 195V194H154ZM172 195V194H171ZM171 195H170V198H173V199H175L174 197H171ZM188 195H190V192H189V194ZM228 195H230V192H229V194ZM235 195V194H234ZM57 196V195H56ZM66 196H67V193H66ZM88 196V195H87ZM94 196V195H93ZM102 196V195H101ZM119 196V195H118ZM185 196V195H184ZM203 196V195H202ZM201 196V197H202ZM225 196V195H224ZM0 197H2L1 199H0V212H2V209L3 208H5V206H7V204H9L10 202H11V200H13V199H11L10 198V196H8V195H5V194H0ZM26 196H24L23 198H25ZM36 197H37V195H36ZM54 197V196H53ZM68 197V196H67ZM97 197V196H96ZM107 197V196H106ZM148 197V196H147ZM153 197V196H152ZM158 197H159V195H158ZM166 197V196H165ZM168 197V196H167ZM182 197V196H181ZM198 197V196H197ZM200 197V198H201ZM27 198H28V195H27ZM31 198V197H30ZM39 198V197H38ZM44 198H45V196H44ZM47 198H48V196H47ZM58 198V197H57ZM74 198H76V197H74ZM88 198H90L89 196H88ZM124 198V197H123ZM156 198V201L158 200L157 199V196L155 197ZM162 198H164V197H162ZM185 199H186V197H184ZM199 198V199H200ZM236 198H238V197H236ZM235 198V199H236ZM48 199H50V198H48ZM48 199H47V202H48ZM51 199H52V197H51ZM66 199V198H65ZM69 199H71V197L69 196ZM99 199V198H98ZM115 199H116V197H115ZM143 199H144V196H143ZM153 200H154V198H152ZM172 199V200H173ZM198 199V200H199ZM202 199V198H201ZM203 199H204V197H203ZM203 199H202V203H203ZM223 199H225V198H223ZM230 199V198H229ZM232 199V198H231ZM28 200H29V198H28ZM33 200H34V198H33ZM52 200H54V199H52ZM58 200V199H57ZM95 200L96 199H91V201H94L95 202ZM106 200V199H105ZM113 200V199H112ZM152 200V201H153ZM162 200V199H161ZM170 200V199H169ZM178 200V199H177ZM184 200V199H183ZM182 200V198H181V200L180 201H183ZM197 200V201H198ZM240 200V199H239ZM247 200V201H246ZM17 201H19V200H17ZM54 201H56V200H54ZM70 201H73V203H74V200H70ZM90 201V202H91ZM114 201V200H113ZM118 201V200H117ZM120 201H124V200H120ZM155 200H154V202H156ZM160 201V200H159ZM163 201V200H162ZM161 201V202H162ZM180 201H178V202H180ZM186 200H184V202H185ZM195 201H196V199H195ZM230 201V200H229ZM236 201V200H235ZM14 202V201H13ZM35 202V201H34ZM45 202V201H44ZM94 202H92V203H94ZM97 202V201H96ZM141 202H142V200H141ZM149 202H150V199H149ZM148 202V203H149ZM154 202H152V203H154ZM164 202H165V200H164ZM184 202H182V203H184ZM204 202H205V200H204ZM23 203V202H22ZM25 203V202H24ZM30 203V202H29ZM36 203H38V201L36 202ZM42 203V202H41ZM51 203V202H50ZM54 203V202H53ZM152 203H151V206L150 207H152L153 205H155V204H153L152 205ZM159 203V202H158ZM157 203V204H158ZM169 203V202H168ZM171 203V202H170ZM170 203H169V205H170ZM191 203V202H190ZM196 203H198V202H196ZM236 203H237V201H236ZM248 203V204H247ZM52 204V203H51ZM58 204H60V202L58 203ZM71 204H72V202H71ZM82 204H84V203H82ZM95 204V203H94ZM104 204V203H103ZM107 204V203H106ZM163 204V203H162ZM180 205H181V202L179 203ZM199 204H201V201H200V203ZM204 204V203H203ZM204 204V205H205ZM226 204V203H225ZM227 204H228V202H227ZM226 204V205H227ZM44 205L45 206H47L46 205V203H44ZM43 205V206H44ZM49 205V204H48ZM63 205L64 204H62V207H63ZM68 206H69V204H67ZM75 205H78V204H75ZM85 205H86V203H85ZM96 205H98L97 203H96ZM109 205H111V203L109 202ZM112 205H113V203H112ZM112 205H111V207L110 208H112ZM114 205H115V203H114ZM113 205V206H114ZM164 205V204H163ZM168 205V206H169ZM196 205V204H195ZM204 205H203V207H204ZM251 205V206H250ZM27 206V205H26ZM31 206V205H30ZM30 206H28V207H30ZM52 206H54V205H52ZM81 206V205H80ZM92 206H93V204H92ZM92 206H90V207H92ZM95 206V205H94ZM102 206V204L100 205V207ZM144 206V205H143ZM147 206H148V204H147ZM160 206H161V204H160ZM182 206H183V204H182ZM184 206H185V204H184ZM183 206V209H185V207ZM192 206H194L193 204H192ZM27 207V210L28 209H30V208H32V207H30V208H28ZM39 207V206H38ZM76 207V206H75ZM104 207H106V206H104ZM108 207V206H107ZM118 207V206H117ZM137 207V206H136ZM139 207H141V204L139 205ZM166 207V206H165ZM172 207V206H171ZM173 207H174V205H173ZM172 207V208H173ZM180 207V206H179ZM191 207V206H190ZM202 207V206H201ZM205 207H206V205H205ZM252 207L254 208V210L256 211L255 213L253 212V209H252ZM264 207V206H263ZM44 208V207H43ZM47 208V207H46ZM46 208H45V210H46ZM50 208V207H49ZM49 208H47L48 210H49ZM53 208V207H52ZM52 208H51V210H52ZM55 208V207H54ZM56 208H59V207H56ZM60 208H61V204H60ZM59 208V209H60ZM66 208V207H65ZM77 208V207H76ZM94 208V207H93ZM96 209H97V207H95ZM94 208V209H95ZM109 208V207H108ZM113 208H115V207H113ZM154 208H155V206H154ZM153 208V209H154ZM169 208V207H168ZM259 208H260V212H259ZM18 208H16V210H17ZM22 209H24V208H22ZM66 209H69L68 207L66 208ZM71 209H72V207H71ZM70 209V210H71ZM96 209H95V213H93L92 215L94 216V214L96 215L97 214V211H96ZM99 209V208H98ZM104 209V208H103ZM118 209H119V207H118ZM122 209H123V207H122ZM147 209V207L145 208V210ZM158 209H159V204H158V208H156V209H154V211L155 210H157V212H158ZM191 209H192V207H191ZM199 209V208H198ZM249 209L251 210V212L249 211ZM32 210H33V208H32ZM54 210V209H53ZM57 209H55L54 210V214H51L50 216H51V218H52V215H53V218L55 217L54 215H56V213H55V211H56ZM61 210H62V208H61ZM84 210H86V213H87V211H88V213H89V210H87V209H84ZM93 210V209H92ZM100 210V209H99ZM104 210H106V209H104ZM103 210V211H104ZM115 210V209H114ZM136 210V209H135ZM149 210H152V208L151 209H149ZM171 210V208H169V209H166V211H167V213H169V211ZM172 210H176V209H172ZM202 210H204V209H202ZM19 211V210H18ZM33 211H35V210H33ZM37 211V210H36ZM35 211V212H36ZM60 211V210H59ZM64 211V210H63ZM67 211V210H66ZM78 211H80V210H78ZM116 211H120V210H116ZM124 211V210H123ZM138 211V210H137ZM142 211V210H141ZM162 211H164V210H162ZM192 211V213H193V210H191ZM205 211V210H204ZM203 211V214L204 213H206V212H204ZM212 211V212H213ZM11 212V211H10ZM23 212L25 213V212H27V211H24L23 210ZM30 212V211H29ZM28 212V213H29ZM52 211H49V213H51ZM80 212H83V211H80ZM79 212V213H80ZM85 212V211H84ZM102 212V211H101ZM112 212V211H111ZM139 212V211H138ZM147 212H148V210H147ZM156 212V213H157ZM176 212V211H175ZM211 212V213H212ZM217 212V213H216ZM264 212V211H263ZM24 213H23V215H24ZM60 212H58L57 214L58 215H56V216H58L59 218H61L63 215H61V217H60V214H59ZM67 213H69V211L67 212ZM67 213H66V216H67ZM75 213V212H74ZM88 213H87V217H89L90 215H88ZM91 213V212H90ZM89 213V214H90ZM107 213V212H106ZM155 213V214H156ZM173 213V212H172ZM171 212L169 213V216H172V217H170V218H172L171 220L172 221H174V220H176L175 219V217H176V215L178 214V211H177V214H174V215H171L172 214ZM189 214H190V212H188ZM196 213V212H195ZM202 213V212H201ZM200 213V214H201ZM226 213H227V209H226ZM249 213H253V216H252V218L253 219H250V221L252 220L253 221V223L251 222V226H249L248 227V225H250L249 223L248 224H242L243 223V221L245 222V216L246 215H248ZM11 214H13V213H11ZM21 214H22V212H21ZM76 214L78 215V213L76 212ZM85 214V213H84ZM99 214H100V212H99ZM108 214H110L109 213V211H108ZM107 214V215H108ZM121 214V213H120ZM143 214V213H142ZM146 214V213H145ZM154 214V213H153ZM164 213L162 212V215H163ZM188 214V215H189ZM194 214V213H193ZM197 216L199 215V213H198V210H197ZM224 214H225V212H224ZM14 215V214H13ZM27 215H30V214H27ZM35 216L36 215V213L35 214H33V212H32V216ZM45 215H48L49 216V214H46V213H44V216ZM77 215H76V218H77ZM83 215V214H82ZM101 215V214H100ZM151 215H152V213H151ZM180 215V214H179ZM178 215V216H179ZM191 215V214H190ZM206 214H204V216L202 217V219L204 218V217H206L205 216ZM219 215V214H218ZM263 215V216H262ZM11 217L10 218H12V215H10ZM25 216H26V214H25ZM31 215L29 216V217H32ZM74 217V219H75V215H73ZM117 216V215H116ZM140 216H141V214H140ZM139 215H138V213L136 212V211H132L131 212V218H132V224L134 225V226H138L139 224V222H141V220H142V218L140 217ZM150 216V215H149ZM168 216V215H167ZM173 216H174V218H173ZM195 216L196 215H194V217L193 218H195ZM197 216H196V218H197ZM212 216V217H211ZM211 220L213 219V214H211ZM250 216V215H249ZM19 217V216H18ZM36 217V216H35ZM65 216H63V218H64ZM68 217V216H67ZM67 217H66V219H67ZM70 217V216H69ZM82 217L83 216H81V217H78L79 219L81 218L82 219ZM99 217V216H98ZM115 217V216H114ZM123 217H124V214H123ZM158 217H160V216H158ZM214 217H216V216H214ZM16 218V217H15ZM20 218V217H19ZM19 218H16V219H19ZM27 218V217H26ZM46 219H47V217H45ZM57 218V217H56ZM59 218H58V220H59ZM92 218V217H91ZM100 218V217H99ZM103 218V217H102ZM112 218H113V216H112ZM152 218H154L153 216H151V219ZM161 218V217H160ZM169 218V217H168ZM167 218V219H168ZM192 218V219H193ZM201 218V217H200ZM207 218V217H206ZM206 218H204V219H206ZM217 218V217H216ZM247 218H248V216H247ZM246 218V220H248ZM38 219V218H37ZM62 219V218H61ZM60 219V220H61ZM65 219V218H64ZM65 219V220H66ZM90 219V218H89ZM96 219H98V218H96ZM105 219H107V218H105ZM110 219H111V217H110ZM109 219V220H110ZM149 219V218H148ZM147 219V220H148ZM164 219V218H163ZM166 219V220H167ZM179 220H180V223H181V218H178ZM182 219H186V217L185 216H182ZM201 219V222L203 221ZM215 219V218H214ZM218 219H220V218H217L216 219V222H218ZM11 220H13V219H11ZM36 220V219H35ZM48 220V219H47ZM47 220H45V221H47ZM57 220V219H56ZM71 220H73L72 218H71ZM76 220V219H75ZM91 220H93V219H91ZM155 220V219H154ZM165 220V219H164ZM168 220H170V219H168ZM188 220V219H187ZM197 220H200V219H198L197 218ZM209 220V219H208ZM207 220V221H208ZM21 221H23V219L21 220ZM38 221V220H37ZM36 221V222H37ZM39 221H40V219H39ZM44 221V220H43ZM61 221H63V220H61ZM61 221H60V223H61ZM67 221V220H66ZM96 221V220H95ZM100 221V220H99ZM98 221V222H99ZM106 221V220H105ZM151 220H149V222H150ZM213 221V220H212ZM212 221L210 222V220H209V222H210V226L212 227V224L215 222V220H214V222L212 223ZM24 222V221H23ZM30 222V221H29ZM53 222H55V221H53ZM58 222V221H57ZM64 222V221H63ZM68 222V221H67ZM71 222V221H70ZM88 222H90L89 220H88ZM92 222V221H91ZM90 222V223H91ZM101 222V221H100ZM103 222V221H102ZM115 222H117L116 220H115ZM154 222V221H153ZM158 222H162V221H158ZM169 222V221H168ZM183 222V221H182ZM188 222V221H187ZM195 219H194V225H195ZM205 222V221H204ZM215 222V223H216ZM25 223H26V221H25ZM24 223V224H25ZM41 223H43V222H41ZM40 223V224H41ZM45 223V222H44ZM47 223H48V221H47ZM47 223H45L46 225H47ZM50 223V222H49ZM65 223V222H64ZM72 223V226H73V228H74V225H73V223H74V221L73 222H71ZM75 223H77L76 221H75ZM87 223V222H86ZM97 223V222H96ZM106 223H107V221H106ZM118 223V222H117ZM170 223H171V221H170ZM179 223V224H180ZM203 223V222H202ZM214 223V224H215ZM223 223V222H222ZM233 223V222H232ZM23 224V225H24ZM51 224L53 225V223H50V226H51ZM92 224V223H91ZM130 224V223H129ZM148 224V223H147ZM146 224V225H147ZM153 224V223H152ZM155 224L157 225V224H159V223H156L155 222ZM176 224V223H175ZM217 224V223H216ZM224 224V223H223ZM26 225H27V223H26ZM28 225H30V223L28 224ZM27 225V226H28ZM42 226H43V224H41ZM40 225V226H41ZM45 225V226H46ZM49 225V224H48ZM57 225V224H56ZM68 225H69V222H68ZM71 225V224H70ZM93 226H95V224H92ZM99 225V224H98ZM106 225V224H105ZM126 225H127V223H126ZM145 225V226H146ZM162 225V224H161ZM160 224H159V226H157V227H159L160 228V226H161ZM165 225H166V223H165ZM164 225V226H165ZM169 225V224H168ZM181 225V224H180ZM189 225H192L191 223H189ZM193 225V226H194ZM203 224H201V226H202ZM205 225H206V223H205ZM229 225H231V223H229ZM90 226V225H89ZM88 226V227H89ZM172 225H170L169 227H171ZM185 226V224L183 225V226H179L180 228L181 227H183V228H185L184 227ZM193 226H191L192 228H193ZM201 226H199V228H201ZM208 226V225H207ZM243 226V227H242ZM7 227H9V225L7 226ZM31 227V226H30ZM35 227V226H34ZM48 227V226H47ZM59 227V226H58ZM62 227V226H61ZM98 227V226H97ZM126 227V226H125ZM154 227L156 228V226L154 225ZM194 227H196V226H194ZM210 227V228H211ZM214 227V226H213ZM217 227V229H216V231H221V233L220 234H230V233H232V232H234V230L236 229L235 228V225H234V227H229L228 225H218V226H216ZM254 227V228H253ZM10 228V227H9ZM13 228V227H12ZM11 228V230H13ZM25 228V227H24ZM41 228H43V227H41ZM46 228V227H45ZM49 228V227H48ZM55 228V227H54ZM79 228V227H78ZM78 228L76 229V230H78ZM102 229L104 228L103 226L101 227ZM107 227H105V229H106ZM117 228H118V226H117ZM120 228H122L121 226H120ZM155 228H153L152 230V233L155 231ZM176 228V227H175ZM180 228H177L176 229V231L174 230V227H172V228H170V230H172V232H178V235L180 236V234H181V231L179 232V231H177L178 229L180 230ZM189 228H190V226H189ZM188 228V229H189ZM197 228V227H196ZM196 228H193L194 229V235H195V229ZM204 227L202 226V228H201V230H204L203 229ZM207 228V227H206ZM17 229V228H16ZM21 229V228H20ZM26 230H24L25 232L27 231V227L25 228ZM28 229L30 230V228L28 227ZM52 229H53V227H52ZM51 229V230H52ZM62 229V228H61ZM158 229V228H157ZM157 229H156V231L155 232H157ZM164 229V228H163ZM187 229V230H188ZM191 229V228H190ZM214 229H215V227H214ZM214 229H212V230H214ZM15 230V229H14ZM46 230H48V229H46ZM55 230V229H54ZM65 230H67V229H65ZM74 230H75V228H74ZM73 230V231H74ZM88 231L90 230V229H87ZM119 230V229H118ZM117 230V231H118ZM122 230V229H121ZM127 230V229H126ZM142 230V229H141ZM140 230V231H141ZM160 230V229H159ZM181 230H182V228H181ZM186 230V231H187ZM192 230V229H191ZM190 230V232H192ZM197 230H198V228H197ZM211 230V229H210ZM211 230V231H212ZM7 231H8V233L9 234H11L10 232H9V229L8 228H6V225H4V224H2V223H0V233H4V234H6L7 233ZM18 231H20V230H18ZM38 231V230H37ZM85 231V230H84ZM91 231V230H90ZM113 231H114V229H113ZM116 231V233H118V232H120V231H118L117 232ZM133 230H131V232H132ZM135 231V230H134ZM133 231V232H134ZM163 231V230H162ZM207 231V230H206ZM254 231V232H253ZM260 231V236H261V238H259L261 241H264V230L263 229H261V230H259ZM15 232V231H14ZM14 232H12V233H14ZM17 232V231H16ZM21 232V231H20ZM19 232V234H21ZM23 232V231H22ZM25 232H23V233H25ZM30 232V231H29ZM28 232V233H29ZM51 232V231H50ZM66 232V231H65ZM81 232H83V230L81 229ZM86 232V231H85ZM108 232H109V229H108ZM123 232V231H122ZM132 232V233H133ZM183 232V235L184 234H186V232L184 233V231H182ZM203 233L205 232V230L204 231H202ZM208 235L210 234V231L208 230ZM215 232V231H214ZM236 232V231H235ZM246 232V233H247ZM27 233V232H26ZM27 233V234H28ZM48 233V232H47ZM58 233V232H57ZM72 233V232H71ZM77 233H78V231H77ZM76 233V234H77ZM80 233V232H79ZM88 233V232H87ZM93 234H94V232H92ZM101 233H102V230H101ZM105 233V232H104ZM112 233V232H111ZM30 234V233H29ZM62 234V233H61ZM74 234V233H73ZM74 235V237H75V239H76V237L77 236H79V235ZM81 234V236H83V234L82 233H80ZM86 234V233H85ZM89 234H91V233H89ZM113 234V233H112ZM119 234V233H118ZM122 234V233H121ZM124 234H126V233H124ZM137 234V233H136ZM151 234V233H150ZM160 234H161V232H160ZM160 234L158 233L157 235H159L158 236V238L160 239ZM205 234H206V232H205ZM205 234H204V236L203 237H205ZM212 234V233H211ZM211 234H210V236H211ZM215 235L216 234H218V236L219 237H221V235L219 234V233H217V232H215L214 233ZM235 234V233H234ZM244 234V233H243ZM249 234H247V235H249ZM256 234H257V232H256ZM256 234H254L253 235V237L252 238H250V240H248L247 241V239H246V242H248V243H243V244H238V245H234V242H232L233 243V246H235L234 248H241V247H246V250H244V251H242L243 253L242 254H246L245 256H244V258L245 259H242V257H240V258H238V259H236V260H233L232 261V259L234 258V257H231L230 256V254L231 253H235L233 250L234 249H232L231 251H230V253H228V252H226L228 255H229V258H227L229 261H223V260H221L222 258H220V256L225 252H221V250H220V252L218 251V247L215 249V248H213V250L210 252V255L208 256V252H209V250H207L208 252H207V256H208V258H209V260H211L212 262H214V261H216L215 260V257H217V260H220V261H217V263L216 264H264V242L262 243V242H259V243H261L259 246H258V243H256V242H258V241H255V239H257V238H255L256 237ZM13 235V234H12ZM16 235H17V233H16ZM21 235H23V234H21ZM31 235V234H30ZM37 235V234H36ZM50 236H51V234H49ZM62 235H64V234H62ZM95 236H96V234H94ZM93 235V236H94ZM111 235V234H110ZM147 235V234H146ZM157 235H155V236H157ZM162 236H163V234H161ZM166 235V234H165ZM194 235H192V234H190V236H194ZM238 234H236V236H237ZM9 236H11V235H8L7 237H9ZM14 236V235H13ZM13 236H12V238H13ZM25 236H26V234H25ZM25 236L24 237H22V238H20V235L18 236H16L14 239H16L17 240V237H18V239H20V240H18L19 242H24L25 241ZM29 236V235H28ZM27 236V237H28ZM31 236H34V239H37V237H35V235H31ZM31 236H30V238H31ZM39 236V235H38ZM52 236H53V234H52ZM55 236V235H54ZM71 236H72V234H71ZM93 236H92V238H93ZM95 236H94V238H95ZM118 236V235H117ZM131 236V235H130ZM153 236V235H152ZM169 236H170V234H169ZM174 236H175V234H174ZM186 236V235H185ZM184 236V237H185ZM206 236H207V234H206ZM210 236H208V237H210ZM217 236V235H216ZM236 236H233V237H236ZM244 236V235H243ZM250 236V235H249ZM49 237V236H48ZM63 237V236H62ZM85 237V236H84ZM111 237V236H110ZM113 237V236H112ZM129 237V233H127V235L126 236H124V235H122V238L123 239H126L127 240V238ZM136 237H137V235H136ZM172 236H170V238H171ZM187 237V236H186ZM203 237L201 236V232L200 233H197L196 234V236H194L193 238H194V240L192 241V243H191V245H190V239H189V237H187L188 239H189V243L187 242H185L186 244H188V245H190L189 246V249L187 250L189 253H192V254H190V255H193L192 256V261H190L191 263H188V264H206L207 263V261H206V259L204 258L205 256H202V254L203 253H205V248L207 249H209V247H207V245H209V244H207V243H211V242H213L212 241V239L214 238L213 237V235H212V239H211V242H207V240H209L207 237H206V239H204V241L206 242H203V241H201V240H203ZM239 237V236H238ZM245 237V236H244ZM33 238V237H32ZM54 238H56V236L54 237ZM53 238V239H54ZM79 238V237H78ZM90 238V240H92L91 239V237H89ZM130 238V237H129ZM140 238H142V237H140ZM224 238V237H223ZM237 238V237H236ZM248 238V237H247ZM9 239V241L11 240V237L10 238H8ZM23 239H24V241H23ZM29 239V238H28ZM81 239V238H80ZM82 239H84V238H82ZM110 239V238H109ZM113 239V240H112ZM111 239V241H113V243L115 244V242H114V238H112ZM116 239V238H115ZM131 239H133L132 237H131ZM143 239V238H142ZM162 239H164L163 237H162ZM180 240H181V236H180V238H179ZM184 239V238H183ZM196 239H198V240H196ZM215 239V238H214ZM213 239V240H214ZM217 239H218V241L220 240V239H222V238H218V237H216V241H217ZM234 239V238H233ZM22 240V241H21ZM40 240H41V237H40ZM43 240V239H42ZM55 240V239H54ZM64 240V239H63ZM73 240V239H72ZM77 240V239H76ZM103 240V239H102ZM145 240V239H144ZM151 240V239H150ZM238 240H239V238H238ZM244 240V239H243ZM8 241V242H9ZM12 241V240H11ZM27 241V240H26ZM32 241V240H31ZM34 241V240H33ZM53 241V240H52ZM57 241H59V240H57ZM62 241V240H61ZM80 241V240H79ZM81 241H83V240H81ZM123 241L124 240H122V243H123ZM156 241V240H155ZM167 241V240H166ZM173 241V240H172ZM185 241H187V239L185 240ZM231 241H232V239H231ZM234 241V240H233ZM241 242H242V240H240ZM239 241V242H240ZM13 242V241H12ZM15 243L17 242V241H14ZM36 242V241H35ZM66 242V241H65ZM97 242V241H96ZM125 242V241H124ZM130 242V241H129ZM131 242H132V240H131ZM142 242V241H141ZM168 242V244H169V241H167ZM174 242V241H173ZM181 242V247H182V240L180 241ZM33 243V242H32ZM47 243V242H46ZM55 243V242H54ZM85 243V242H84ZM91 243V242H90ZM92 243H95V241L93 242L92 241ZM91 243V244H92ZM152 243V242H151ZM156 243V242H155ZM162 243V242H161ZM164 243V242H163ZM175 243H176V240H175ZM174 243V244H175ZM184 243V242H183ZM185 243H184V245H185ZM200 243V244H199ZM222 243V242H221ZM2 244V243H1ZM10 244V243H9ZM12 244H14V243H12ZM16 244H18V243H16ZM19 244H21V243H19ZM24 244V243H23ZM35 244V243H34ZM36 244H38V243H36ZM41 244V243H40ZM40 244H38V248L37 249H39L40 248ZM50 244V243H49ZM57 244V243H56ZM75 244V243H74ZM77 244V243H76ZM81 244H83V242L81 243ZM81 244H80V246H78V247H82L81 246ZM87 244H89V243H87ZM114 244H111L110 245V249L108 250V252H109V254H110V257L112 258V257H115V261H114V263L115 264H119V262H121L122 264L124 263V264H128V262H130L129 260H128V254L126 253H121V249H118V247H116L117 245H114ZM116 244H117V242H116ZM139 244V243H138ZM141 244V243H140ZM139 244V245H140ZM167 244V243H166ZM167 244V245H168ZM174 244H172L173 246H174ZM215 244H217V243H215ZM215 244H210V247L212 246V245H214V247H215ZM219 244V243H218ZM223 244V243H222ZM48 245V244H47ZM47 245L45 244V246L47 247ZM51 245V244H50ZM59 245V244H58ZM61 245V244H60ZM68 245H71V244H68V242H67V246ZM73 245V244H72ZM85 245V244H84ZM83 245V246H84ZM95 245V244H94ZM148 245H149V243H148ZM151 245V244H150ZM156 245V244H155ZM164 245V244H163ZM172 245H170L169 246V249H165V247H164V249H158L157 251H156V248H155V251L156 252H153V256L150 258V260L153 262H151V261H145V263H142V264H156V261H157V264H181L180 263V261H179V257H178V255H177V252H176V250H175V252H174V247L172 246ZM183 245V246H184ZM10 246H12V245H10ZM37 246V245H36ZM35 246V247H36ZM52 246V245H51ZM54 246V245H53ZM62 246H63V244L60 246V248H62ZM122 246V245H121ZM136 246V245H135ZM134 246V247H135ZM224 246H226V245H224ZM224 246H222L221 245V247H224ZM229 245L227 244V247H228ZM240 246V247H239ZM26 247H28V249H29V251L31 250L30 248H29V245H27V246H25V248ZM35 247H33L34 249H35ZM57 247V246H56ZM65 247V246H64ZM86 247H88V246H86ZM89 247H90V245H89ZM95 247V246H94ZM103 247V249L105 248V244H104V246H102ZM138 247H140V246H138ZM137 247V248H138ZM152 247V246H151ZM168 247V246H167ZM176 247V246H175ZM177 247L179 248V244H177ZM186 247V246H185ZM227 247H225L226 249H227ZM263 247V248H262ZM32 248V249H33ZM42 248V247H41ZM40 248V249H41ZM51 248V247H50ZM82 248H84V247H82ZM98 247L96 246V249H97ZM160 248V247H159ZM262 248V249H261ZM13 251H15V253L12 251V255L15 257L14 258V260L13 261H16V262H12L11 260H8V261H6L7 259H8V257H0V264H5V262L7 263L8 262V264H22V262H21V260L19 259L20 258V256H22V255H26V253H25V249L22 247V246H16V247H13ZM27 249V248H26ZM43 249V248H42ZM53 249V248H52ZM65 249H66V247H65ZM68 249V248H67ZM71 249V248H70ZM73 249H75V248H73ZM80 249V248H79ZM108 249V248H107ZM182 249V248H181ZM184 249V248H183ZM182 249V250H183ZM210 249H212V248H210ZM219 249H222V251H223V248H219ZM226 249H224V250H226ZM244 249V248H243ZM242 249V250H243ZM8 250V249H7ZM6 250V251H7ZM54 250H56V248L54 247ZM53 250V251H54ZM61 250V249H60ZM126 250V249H125ZM162 250V251H161ZM182 250L181 251H179V252H182ZM186 250V248L184 249V251ZM228 250V249H227ZM237 250H239V249H237ZM236 250V253L237 252H239V251H237ZM241 250V249H240ZM32 251V250H31ZM44 251V250H43ZM57 251V250H56ZM74 251L75 250H73V253H74ZM81 251V250H80ZM84 251V250H83ZM153 251H154V249H153ZM34 252H36V251H34ZM42 252V251H41ZM41 252H39V254H40V256H47V257H49V254L46 252V251H44L45 253H41ZM59 252V251H58ZM63 253H64V251H62ZM66 252V251H65ZM69 252V251H68ZM92 251H90L89 252V255H90V257H91V255L92 254H90ZM201 252H203L202 254H201V256H199L198 257V253H201ZM32 253H33V251H32ZM37 253H38V251H37ZM36 253V256H39L38 254ZM48 254V255H45V254ZM56 254H57V252H55ZM54 253V254H55ZM62 253V254H63ZM84 253V257H86L85 255V253L86 252H83ZM83 253L81 254V256H82V258H83ZM141 253V252H140ZM151 253V252H150ZM0 254H2V253H0ZM10 254V253H9ZM35 253H33V255H34ZM43 254V255H42ZM50 254H51V251H50ZM52 254H53V252H52ZM61 254V253H60ZM59 254V256L61 257V255ZM70 255H71V251H70V253H69ZM69 254L67 255L66 254V256H68V257H66V258H69ZM88 254V253H87ZM94 255H96L97 253H93ZM164 254H166V255H168V259L167 260H165L164 258H165V256H164ZM184 254L186 255V253L184 252ZM217 254H220V256L219 255H217ZM240 254V252L239 253H237V255H239ZM11 255V254H10ZM58 255V254H57ZM100 255V254H99ZM149 255V254H148ZM163 255V257H161ZM181 255V254H180ZM179 255V256H180ZM182 255H183V253H182ZM181 255V256H182ZM189 255V254H188ZM189 255V256H190ZM205 255V254H204ZM226 255V254H225ZM225 255H222V256H225ZM13 256H9V258L10 257H13ZM54 256V255H53ZM58 256V257H59ZM93 256V255H92ZM97 257H98V255H96ZM103 256V255H102ZM136 256V255H135ZM140 256V255H139ZM141 256H142V254H141ZM242 256V255H241ZM46 257V258H47ZM59 257V258H60ZM87 257H89V256H87ZM133 257V256H132ZM195 257V258H194ZM212 257H214V258H212ZM232 259H231V258ZM236 257V256H235ZM53 258V257H52ZM64 258V256L62 257V258H60V259H63ZM66 258H64V260L66 259ZM74 258H75V254H74ZM77 258V257H76ZM92 258V257H91ZM90 258V259H91ZM116 258H118V260H120L119 262L116 260ZM134 258V257H133ZM144 258V257H143ZM183 258V257H182ZM11 259V258H10ZM32 260H33V258H31ZM35 259V258H34ZM50 259V258H49ZM70 259V258H69ZM88 260H89V258H87ZM40 260L41 259H39V257H36V261H35V264L37 263V264H41L40 263ZM42 260H44V259H42ZM46 260V259H45ZM47 260H48V258H47ZM63 260V261H64ZM80 260V259H79ZM82 260H84V259H81V261ZM86 260V259H85ZM92 260H93V258H92ZM96 260H98V259H96ZM100 260H101V258H100ZM154 260H156L155 261V263H154ZM177 260H178V262H177ZM208 260V261H209ZM63 261H61L63 264H64V262ZM66 261V260H65ZM71 261H72V259H71ZM52 262H53V260H52ZM51 261H50V263H52ZM55 262V261H54ZM59 262H60V260H59ZM59 262H57V264L59 263ZM61 262H60V264H61ZM78 262V261H77ZM76 261L73 263V264H75V263H77ZM83 262V261H82ZM82 262H79V264L80 263H82ZM29 263V262H28ZM28 263H26V264H28ZM31 263V262H30ZM46 263H48V262H46ZM50 263H48V264H50ZM66 263V262H65ZM85 263V262H84ZM139 263V262H138ZM25 264V263H24ZM43 264H45V263H43ZM70 264V263H69ZM88 264V263H87ZM101 264V263H100Z\"/></svg>","mask_w":264,"mask_h":264}]
</instances>
